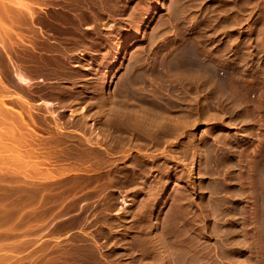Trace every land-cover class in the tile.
Returning a JSON list of instances; mask_svg holds the SVG:
<instances>
[{
  "label": "rangeland",
  "instance_id": "rangeland-1",
  "mask_svg": "<svg viewBox=\"0 0 264 264\" xmlns=\"http://www.w3.org/2000/svg\"><path fill=\"white\" fill-rule=\"evenodd\" d=\"M27 1H29L30 4L33 3L32 9L35 11L34 12L32 10L33 17H30L32 15L30 14L29 10L27 12L26 7L22 6V4H20V3H23V5H24V0H0V31H1V33H0V36H1L0 37V71H1L0 75L1 76L0 77H1V80L3 79L2 81H4V82H1V80H0V98L4 99V100L2 99V102L1 101L0 102L5 103V104L0 103V107L3 105V107H1V108H3V110L5 109V111H6V113H5V111L3 112V110L0 109V117H1L0 120L2 119L1 120L2 122L0 121V123L3 124V125L1 124L2 126H0V129H1L0 133H3L0 137V151H2V149H3V151L9 155H10V153L15 154V152L21 153L23 155V157L22 156H19V158L15 157L16 160H15L13 155H10V157H8L9 156L8 155L7 158H10L11 160H12V158H14L12 160L13 162L11 160H9L10 161V163H9L8 159L5 157L6 155L2 154V155H4L3 160L1 158V160L3 161V163H2L3 166L5 165V166H8L10 168H8V167L4 168L3 166H1L2 161H0V166L3 167V170H2V168H0V175H1V177L3 175L5 177V178L2 177L0 180H2L4 178L2 180V182L4 184L3 183L2 184L5 186L6 184H8L10 182L9 184H13V188L16 186L14 183L19 184L20 181L18 179L25 180L26 182H22V181L21 182L23 184L25 183L27 185V186L26 185L22 186V183L20 182L19 185L17 184L18 185L17 187H20V189L18 188L19 190H16L17 188L13 189L12 185H9L10 188L6 185V187H8V189H6L0 183V187L1 188L4 187V189L0 188V190H1L0 193L3 194V198H1L2 195L0 194L1 195L0 200L1 199L3 200L5 198L4 199L5 202L7 203V205H9V206H7L8 208L6 207V205L2 206L5 203H2L4 201H0V209H2L0 211V216L2 217V215L4 214L3 211H5V214H6V209L8 210L7 214H8V212H10L13 214L16 213L15 215H17L16 218L14 217V219H13V220H15V222L13 221L14 224L15 223L17 224V225L15 224L16 228H17V232L16 231L14 232L17 236H12L7 241L5 240L6 243H10V244H12V246L4 248V249L3 248L0 249V255L3 254L1 256V258L2 257L3 258L0 259L1 260L0 264H73V263L74 264H80V263H83V264L88 263L89 264L90 262H87V260L89 261V259H91L90 261L93 260L94 263H96L98 261L101 264H103L102 262H104V264H105L106 261H107L106 263L109 262L108 264H112V263L113 264H133L134 262H135L134 264H146V263L151 264L153 261L154 262L152 264H156V263L160 264L159 263L160 259H161L160 262L163 260V262H161V264H163V263H165V264H169V263L170 264H184V263L185 264H188V263L191 264L192 262H193V264H264V219H263L264 218V213H263L264 209L262 210V208H264V204H263L264 203V199H263L264 198V186H263L264 185V173H263L264 167L261 164V163L264 164V162H263L264 161V159H263L264 158V138H263L264 137V0H161V2L156 4V6H158L156 9V13L151 15V17H149L147 20L148 23L145 22V24L144 23L141 24V23H139V21L145 16V13L147 12V10L151 6V4L154 2V0H136V1L135 0H101V1L95 0L93 2H91L92 0H89L90 2L88 0H86L89 2L88 5H87L88 2H86L85 0H76V1L74 0V2H73V0H27ZM84 1H85V4H84ZM104 1H105V4H103ZM106 1H108L107 2L108 4L112 5V6L109 5L112 8H110L108 6V4H106ZM123 1H125V2L123 3ZM25 2H26V0H25ZM76 2H78L79 5H77ZM95 2H98V3H95ZM111 2H112V4H111ZM119 2H121V4ZM67 5H68V7H67ZM89 5L91 6L90 8H92V7L96 8V10H98L99 13L98 12L93 13V11H90V10H94V12H95L96 10L94 8L90 9ZM85 6L88 7L89 12H88V10H86L87 8ZM134 6H136V7H134ZM79 7L85 8V9H83L85 11H83L82 8H80L78 10L77 8H79ZM97 7L100 9H98ZM119 7H123L122 8L123 12H122L121 8L119 9ZM66 8L67 9L69 8L68 11H66L67 10ZM73 8L75 11L74 10L72 11ZM134 8L135 9L137 8V9L134 10ZM174 8H175V10H174ZM177 8H180V9L182 8V9L180 11V9H177ZM64 9H66V10H64ZM24 10H26V11H24ZM182 10H183V13H182ZM36 11H37V13H36ZM76 11H78V14ZM118 11H119V13H118ZM174 11H175V13H174ZM25 12L29 13V16H27V13H25ZM66 12H69L71 14L66 13ZM81 12L82 13L84 12V13L82 14ZM120 12H121V14H120ZM137 12L140 14L138 15ZM54 13L57 14L58 16L55 15ZM58 13H60V14H58ZM97 13L99 14V16L96 15ZM107 13H108V15H107ZM74 14H77V15H74ZM92 14H93L94 18H96L97 20L94 19L93 16H91ZM24 15L27 16L26 20L31 19L33 21V23L35 21L34 18H36V17H37V19L38 18L42 19L45 22H41L42 20L40 21L38 19V20H36L35 24H33L32 21L30 20V22L34 25V26H32L31 23H29L25 20ZM35 15H37V16H35ZM38 15H40V17ZM41 15H43V16L41 17ZM52 15H55V16H52ZM71 15H73V17ZM87 15H88V17H87ZM95 15L97 17H95ZM118 15H123V16L121 17ZM140 15H142V16H140ZM64 16H65V18H64ZM76 16L79 18H76ZM82 16H84V17L82 18ZM104 16H105V18H104ZM112 16H113V18H112ZM130 16L131 17L133 16V17L131 18ZM138 16H140V18ZM28 17H30V18H28ZM46 17L49 19V22H51L52 25H50V23H47L48 21H46L47 20ZM53 17L55 18V20ZM71 17L74 18L75 21L73 19H71ZM100 17L102 18V20ZM123 17H124V19H123ZM135 17L137 18L138 21L136 20ZM178 17L180 19H178ZM44 18H45V20H44ZM57 18H60V19L57 20ZM121 18H122V20H121ZM129 18H130V22H129ZM51 19H53V20H51ZM68 19H69V21H68ZM110 19H111V21H110ZM131 19H134V20H131ZM77 20H80V22ZM82 20H83V22H82ZM37 21H38V23H37ZM52 21H54V22H52ZM55 21H57V22H55ZM58 21H62V22L65 21V22L58 23ZM66 21H68V22H66ZM72 21H74V22H72ZM85 21H88V23ZM132 21L136 22L134 27H133ZM89 22H90V24H89ZM94 22H96L95 27L97 24H99V25H97V27H98V29H96L97 31L95 30V27L93 26ZM120 22H121V24H120ZM178 22L180 25L178 24ZM42 23H44V24H42ZM56 23L61 25V27H59V25H56ZM73 23H75V24L73 25ZM77 23L79 26L76 25ZM81 23H84V26H83V24L81 26L80 25ZM105 24H107V25H105ZM62 26H63V28H62ZM73 26H75V27H73ZM77 26L78 27L81 26L80 28H82V29L80 32H78V30H80V28H77ZM30 27L33 29L36 28V31L31 29ZM70 28L72 29V31ZM102 28H103V30H102ZM135 28H136V33L134 31ZM137 28L139 29V32L137 31L138 30ZM180 28H182V32H185V34H184L185 38H183V39L186 41L182 40L183 42H175L178 38L177 37L178 34H180V30H181ZM183 28H184V30H183ZM61 29H63L64 31H62ZM57 30H59L62 34L59 33V31H57ZM76 30H77V34H76ZM28 31L29 32L31 31V32L29 33ZM32 31H34V32H32ZM68 31H69V33H67ZM82 31L84 32V34H82ZM72 32H73V34H72ZM105 33H108V34L106 35ZM36 34H39V36L37 37L39 40L35 38ZM102 34H103V36H102ZM114 34H115V36H114ZM137 34H138V37H136L133 40L130 39V38H132V36L137 35ZM69 35H71L70 36L71 38L69 37ZM73 35H74V38H72ZM75 35L77 37H75ZM80 35H81V37H80ZM87 35L89 36L90 39L91 38L92 39L98 38L99 46L97 48H95L96 51H95V49L94 50L90 49V50H88V52H86L87 51V50L85 51L86 48L84 49L83 47H80V46H78V48H77V46L75 45L77 42V39H82V38L88 39ZM90 35H91V37H90ZM95 35H96V37H94ZM119 35H120V37L126 36L129 38V40L126 44L125 49H123L124 51H122L123 55L121 57L122 61L119 64L120 66H118V69L115 71V73H113V76H112L113 81L115 83V84L113 83L114 93L116 91L114 96H117L118 99L120 97V96H118V95H120L119 89H117L118 90L117 91L115 89V87L116 88L119 87L118 85H119V82L121 80L120 78L123 77L122 76L123 73H124L123 75L127 76L129 72L131 74H133L135 71L137 72L140 70L144 71V72L146 70H147L146 72H148V70L154 71V73L156 72L155 74H157L155 76L158 77V80L156 79V81H155V78H156L155 77L153 80L154 85H152V86H153V88L155 85L158 86L160 88V91L162 90V92L165 94H162V92L160 94L158 91L154 94V96L152 95L153 97L152 96L151 97L158 102L161 101L160 103H162V101H164L162 104L169 103V104H167L169 106L166 105L168 107V110L171 109L169 114H168V117L170 114L174 115L176 113V115H174L175 116L174 117L175 123H177L178 120H179L178 123L181 121L188 122L189 120L186 117L188 115L185 114L186 115L185 116V115H183V113L186 112V113L190 114L191 112H193L194 115H189V117L191 116L194 118L195 116L200 115L201 119H199L200 122L198 124H195L196 126L191 121L190 122L191 124H188V127L186 126L188 129L185 128L186 133L184 131H183V133H180L178 131V134H176V135H177V137H180V138H177L174 135L176 138L172 136L173 138H170V139L168 138L169 140H166V141L162 140V144L158 139L156 140V137L158 138V136L161 133L159 131H157V133L155 132L156 130L162 129V126L160 124L155 126L157 128L156 130L151 129L152 131H150L149 128L146 127L145 131H150L149 133L148 132L145 133V131L143 130L145 128V126L137 128V131H139V129H140L141 132L139 131L137 133V131H136L135 135L137 136L138 134H141V133H142L141 135H143V136L139 135L142 138H140L139 136L136 137L137 141H134V143H136V146L138 145L137 142L139 143V146H137V147H141L144 145L143 150H145V148H146L145 151H147V146H150L154 140V142L158 141L156 143H160L161 147H163V148L161 149V147H160V150H158L157 146H160V144L157 145L156 143H154L151 145V148L148 147L150 149L146 152L147 154L144 156H141V159H139V160H138V158H140V157L137 155V152L135 153V151H133L134 153L132 151L129 153L127 152L126 155H125L126 152H124L122 154L120 153L122 155V158H123V159H121V160H123V163L120 162L121 160H119L118 163H120V164L118 166L113 165L112 169L109 170V167L107 168L106 164L100 165L101 167L99 165H97V166H99V168L97 166H95L96 164H94V163H96V161L94 162V160H96L97 158H95L93 156L94 154H92L90 152L92 154V157L91 156L88 157L89 154L87 155V151L83 152L84 150H82V151H80V150L84 149L82 147H85L88 149L90 146V148H91V145L94 148H96V147L101 148L102 146L105 145V143H107L108 145L111 146V144L104 139L106 137H103V135H102L103 134L102 132L107 131V128L105 127V125L103 124L104 128H102L103 126H100L101 128H99L98 127L99 125L96 126V125L90 124L91 122H93V120L96 121L99 117L100 118H102V117L106 118L107 115H104L106 113L103 110H101L104 114L102 112L98 113L96 111L95 112L93 111V114L90 115V113H91L90 110H92L94 108V105L91 108L92 102L90 101V99H92V98H89V97L87 99H84V98H86L87 96H90L89 94L92 93V91H93L89 87L88 82L90 80H93V81L95 80V79H93V78H95L93 76L96 75L95 73L98 74L99 68L100 69L102 67L104 68V64L107 63L105 61H107L108 55L114 54L116 52L115 46L117 44ZM78 36L80 38H78ZM86 36H87V38H86ZM98 36H100V37H98ZM105 36H106V38H105ZM66 37L69 39H67ZM31 38H34V39L31 40ZM35 39L37 40V42H35V44H33L34 43L33 41ZM70 39L73 40V44L75 47L73 46V44H71L72 41ZM6 40H7V42H6ZM61 40H64V43ZM74 40H76V41L74 42ZM109 40L111 42H109ZM112 40H114L115 42H113ZM170 40H171V43H173V44L170 43ZM56 41L58 42V44ZM46 42H48V44ZM164 42H166V43H164ZM185 42L187 44L188 43H190V44L187 45V44H185ZM30 43L33 45L31 46ZM36 43H38V44H36ZM40 43H41V45L45 44L46 46L45 45L41 46ZM42 43H44V44H42ZM49 44H50V46L48 47ZM53 44L54 45L57 44V45L54 46ZM29 45H30V47H33V48L29 49L30 48ZM34 45H36V46H34ZM65 45H66V47H65ZM102 45H104V46L102 47ZM25 47H27L28 49H26ZM35 47H37V48H35ZM51 47L53 49H54V47H57L55 49H57L58 51L55 49H54L55 50L54 51L53 49H51ZM64 47L67 49H68V47H70V48L67 50ZM111 47H113V48H111ZM195 47H196V50H195ZM75 48H77L76 51H75ZM165 48H166V51H165ZM186 48H188V49L194 48L193 50L195 53H197V55H198L197 57L198 58L200 57L199 58L200 62L202 60V62L204 64L201 62V66L199 65L198 67H196L197 65H193L191 63H188V59H189L188 52L189 51H185ZM24 49H25V51H24ZM35 49L40 50V52H39L40 54L38 53L40 55V57H39V55H37ZM48 49L49 50L51 49L52 51L51 50L49 51ZM97 49H98V53H97ZM106 49H107V51H106ZM182 49L184 50L183 53L180 52ZM33 50H35V51L33 52V55H32V53H30V52ZM91 50L95 51V52H92ZM70 51H72V53ZM102 51L105 52L106 54L103 53ZM160 51H164L163 54L165 56ZM53 52L55 53V55H53L54 54ZM57 52H59V53H57ZM157 52H159L158 53L159 55L161 54L163 56H161V55L159 56L158 54H154ZM175 52L177 55L175 54ZM28 53L31 54L32 57L34 56L33 60H32L31 56H30L31 58L28 57V55H29ZM61 53H64V54H61ZM68 53L69 54L71 53L70 58L68 57L69 56ZM148 53L150 54V56H147ZM83 54H84L85 58L83 57ZM172 54H173V57H172ZM61 55L64 56L68 61L64 60L65 58L64 57L62 58ZM65 55H67V56H65ZM104 55H106V57H104ZM174 55H175V58H176V56H179L176 58L177 61H175L176 59H173ZM26 56H27V59H29V61H32V62L36 59L35 64H37V66L34 64L35 61L33 63L32 62L30 63L29 61H27V59H24V58H26ZM41 56L45 57L46 59L45 58L44 59L47 60V62ZM54 56H56V57H54ZM57 56L60 58H58ZM72 56H74V58H72ZM99 57L100 58L102 57V58L100 59ZM153 57H157V59L159 61L156 58L153 59ZM159 57H160V59H159ZM57 58H58V60L59 59H61V60L57 61L56 60ZM86 58L88 60H86ZM39 59H41L40 63H39ZM54 59L56 60V62L58 64L55 62ZM71 59H73V61ZM138 59H140V61L142 60V63H144V64H142ZM147 59H149V60H147ZM183 59H184V63H188V69L190 68L189 66H191L190 70H188V69L185 70V68H181V71L183 70L184 73L181 71L180 72L177 71L178 67H179L178 65H180V62L183 63ZM25 60L27 61V63ZM78 60L79 61L81 60L82 62L81 61L79 62ZM146 60H147V62H146ZM170 60H172V61H170ZM48 61H50L51 63ZM61 61H63L62 62L63 65L60 64ZM169 61L172 62V64ZM173 61L176 62L175 66L173 64L174 63ZM204 61L206 63H207V61H209L208 62L209 64L207 63L208 65H206L207 67L205 66ZM42 62L47 63V65H45L46 63H44L45 69L44 68L40 69L41 67H43V64L41 65ZM68 62H69V64H67ZM133 62H134V64H133ZM28 63H30V64H28ZM80 63H82L81 64L82 67H80L81 66ZM87 63H89V64H87ZM150 63L152 65H150ZM212 63H214V64L211 65ZM48 64L50 65L49 68H48V66H49ZM64 64H65V66H64ZM136 64H138V65H136ZM140 64H142V65H140ZM163 64H165V65L162 66ZM20 65H22L24 67L23 70L27 72V73L23 72L24 75L26 76V74L29 73L26 77H28L29 79L32 78L33 80H30L28 82L23 83L16 76H14L16 74V71H18V70L23 71V70H21L22 66H20ZM30 65H32V66H30ZM55 65L56 66L61 65V66L56 67ZM84 65L85 66L88 65V66L84 67ZM146 65H147V67H148V65H150L149 68H147ZM156 65H157V68H156ZM170 65H173V66H170ZM15 66H17L18 68H16ZM46 66L49 69V71L46 68ZM96 66H97V68H96ZM152 66H153V69H152ZM214 66H216V67H214ZM11 67H12V70H11ZM13 67H14V72H13ZM34 67L35 68L37 67L39 69L40 73H38V69L36 71V69ZM62 67H64L63 68L64 71H63ZM65 67H68L69 69L66 68V70H65ZM87 67L90 68V70ZM150 67H151V70H150ZM28 68L32 71L28 72V70H29ZM70 68H73V69H70ZM130 68L131 69L133 68V69L130 71L129 70ZM144 68H147V69L144 70ZM172 68H174L175 70H173ZM193 68H194V70L198 69L199 72H201V73H199L197 71L199 74L198 84H200V86L197 85L198 87H196V88L194 86V82L191 81V80H193L192 78L194 75V70H192ZM203 68H205L204 71L206 72V74H204L205 72L200 71V70H203ZM211 68H213V70H210ZM230 68H232V69H230ZM33 69H34V71H33ZM53 69L54 70L57 69L56 72ZM77 69L79 71H76ZM91 69H93V70H91ZM43 70H45V71H43ZM74 70H75V73H74ZM80 70H82L81 73L84 71L83 73H85V74L84 75L80 74L82 76L79 75V77H78ZM125 70H127V71L129 70V72H126ZM162 70L166 73L164 78L167 75V77H169L168 79H167V77L165 79L162 78L163 77L162 74L164 75V72H162V74L160 73ZM208 70H210V71H208ZM175 71L178 75H180V76L183 75L181 77V79L179 78L180 76H176L177 74L174 73ZM58 72H59V75H58ZM62 72H64V73L66 72V74L67 73L68 74L65 75ZM72 72L74 73V75ZM61 73L63 75H60ZM130 73H129V75H130ZM75 74H77V75H75ZM158 74H160V75L158 76ZM188 74L191 75L192 77L189 76ZM201 74H203L205 76L203 77V76H201ZM12 76H14V77H12ZM66 76H68V77H66ZM87 76L91 77L92 79L91 78L89 79V77H87ZM184 76H185V78H184ZM187 76L190 77V80H188L189 78ZM229 76H230V79H228ZM9 77L10 78L12 77V79L15 78L14 80H12V82L17 80V79H18V81L11 83V79ZM80 77H81V79L78 80L77 78H80ZM160 77H161V80L164 79L169 84L163 85L166 82H164V80H163L164 83L161 82V80H159ZM174 78H175V80H174ZM183 78L185 79V82H184V80H182ZM226 78H227V81H225ZM199 79L204 84H201L202 82ZM172 80H174L173 83H172ZM187 80H188V82H186ZM204 80H206V81H204ZM216 80H219V81H216ZM175 81H177V82H175ZM75 82H77V83H75ZM78 82L82 85H80ZM159 82L161 84H159ZM191 82H193V83H191ZM206 82H207L206 86L208 85V87L213 84L212 87L210 86L213 89H211L210 87H209V89H207L208 87L205 88L206 86L203 87ZM215 82L217 83V85L214 84ZM14 84H16V85L14 86ZM76 84H78V85H76ZM173 84L175 86L176 85H178V86H176V88H174L175 86ZM183 84L186 85V87H187V85H189V86L192 84L193 85L191 86V89H190V87L184 88ZM220 84H222L223 86H221ZM63 85L66 87H63ZM68 85H69V87H68ZM70 85L72 88L70 87ZM162 85L165 86L166 89L168 88L169 90H172V89H174V90L172 92H170L168 89L165 90V89H163L164 87ZM168 85H169V87H168ZM53 86H56L57 88L55 87L56 88L55 89ZM156 86H155V89L157 91V89H159V88ZM201 86L203 88H201ZM215 86L218 87L219 89L218 88L216 89ZM67 87L71 88V89H68ZM27 88H28V90H26ZM52 88H53V90H52ZM65 88L67 90H69V92L65 91L66 90ZM84 88H86L87 90ZM181 88H183L186 91H184L183 89L180 90ZM24 89H25V91H24ZM57 89L59 92L57 91ZM59 89H61L62 91ZM176 89H177V91H176ZM195 89L196 90L198 89L197 92L195 91ZM220 89L221 90L223 89L221 91L222 93H219ZM227 89H228V91H227ZM74 90H75V92H74ZM163 90L166 92H164ZM183 91L187 92V93H185L186 95L182 94ZM224 91L229 92V93H227V95H226V93ZM55 92L57 93L56 95H58L59 97L55 95ZM76 92L79 93L80 97H83V103L77 101L78 103L73 102V103H68V104L65 103V104H61V105H60V103L58 104L57 101L60 100L59 99V98H61L60 96L66 97V96H69L70 94L75 95ZM83 92L85 93V95ZM88 92H90V93H88ZM177 92H179V93H177ZM216 92H218V93L216 94ZM117 93H119V94L117 95ZM166 93L167 94L169 93L168 95H169L170 99L168 98ZM175 93L179 94L178 98L176 97L177 94L175 96ZM213 93H215L214 97H213ZM224 93H225V95H224ZM53 94L56 96L57 99L54 98L55 96ZM180 94H182L181 97H183L182 99L185 100V102H182L183 100H180L181 99ZM188 94L189 95L193 94V96H189ZM196 94H197V96H195ZM158 95H159V97H158ZM183 95H185V96H183ZM200 95H201V97H200ZM215 95L217 96L218 99L215 98L216 97ZM163 96L166 97L165 100L162 98ZM209 96L211 98H209ZM160 97H161V99H160ZM185 97L188 99L191 98L190 100H192V98H195V97H197V98L192 100L195 102H192V101L190 102V100H188V99L186 100ZM157 98L160 99V101ZM167 98H168V100H167ZM88 99H89V101H88ZM201 99H202V101H201ZM212 99H214V101ZM48 100L53 101V102H57V103L55 105H52V106H47L46 101H48ZM84 100H85V102H84ZM174 100H176V101H174ZM87 101L91 102V103H88ZM203 101H204V103L202 106ZM205 101H207V102L205 103ZM211 101H212V103H211ZM86 102H87V104H89L88 106L91 108V109L89 108L90 110L88 109ZM172 102L174 103V105ZM80 103H81V105H78ZM175 103H178L179 105L182 104V105H181V107H179L177 104L175 105ZM191 104L193 106L195 105V108ZM204 104H205V106H204ZM206 104L209 106H207ZM211 104H213V106ZM4 105H5V107H4ZM81 106H85V108L86 107L87 108L84 109V107L81 108ZM182 106H186V109H184L185 107L183 108ZM190 106H192L193 108ZM6 107H9V108L13 107V108L9 109ZM172 107L174 110L172 109ZM177 108H179V109L182 108L181 110H183V111L177 110ZM197 108L199 110H202V109H204V110H203V112H199V110L198 111L195 110ZM13 109H16V110H13ZM192 109H194V110H192ZM207 109H208V112H207ZM11 110H13V111L19 110V111L14 113ZM9 111H11L13 113H11ZM20 111H21V113L18 114ZM171 111H173V112H171ZM204 111H206V112H204ZM82 112L84 113V115L82 114ZM85 112H86V114H85ZM197 112H198V115L196 114ZM209 112H211V113H209ZM54 113H56V114H54ZM94 113L97 114L98 116L95 117ZM100 113L102 115H104L105 117L102 116ZM178 113H180L182 115L179 116ZM208 113H209V115H208ZM21 114H22V117H20ZM88 114H89V116H88ZM113 114H114V112H113ZM204 114L205 115L207 114V115L205 116ZM86 115H87V117H86ZM90 116H91V118L89 119ZM83 117H86V118H83ZM172 117L173 116L169 117V118H171L170 120L172 121V123H169V121H168L167 124H170V126L173 127L174 121H173ZM203 117H204V119H203ZM22 118H24V119H22ZM184 118H185V120H184ZM193 118H191V119H193ZM57 119H60L62 122L60 123V120L58 121ZM84 119H87V120L89 119L88 122L91 120L89 122L90 127L92 126L91 128H88L89 127L88 123H87L88 127H86L87 125L85 122H83L85 125L83 123L81 124V120H84ZM24 121L28 125L26 123H24ZM78 121H80V122H78ZM24 125H26L25 128H24ZM58 125H59V127H58ZM80 125H81V127H80ZM174 125H176V124H174ZM27 126H29L28 127L29 129L27 128ZM95 126H96V128H94ZM159 126H161V127L158 129ZM178 126H180V123L178 124ZM190 126H192L191 130H189ZM97 127L99 130L97 129ZM155 127H153V128H155ZM176 127H177V125H176ZM105 128H106V130H104ZM163 129H164V127H163ZM186 129H187V131H186ZM117 130H118V132H122V130L120 131V129H117ZM24 131H25V136H24ZM97 131H99V132H97ZM32 133H34V134H32ZM150 133L153 136L154 135L155 136L151 138L152 135ZM179 133L181 134V136H178V135H180ZM214 133L216 134L215 136H214ZM27 134L30 135L29 138H28ZM91 134H92V136L93 135H96V136H93V138H92ZM97 134L98 135L101 134L102 136L101 135L98 136ZM148 134H150L151 136ZM157 134H158V136H156ZM187 134H189V135H187ZM200 135H201V137L203 136L202 139H201ZM32 137H34V140ZM95 137H96V140H95ZM98 137H101V138L103 137V139H100V138L98 139ZM188 137H189V139H188ZM215 137H217V138H215ZM57 138H60V139L57 140ZM85 138L88 139V141L83 140ZM89 138H91L92 140H90ZM136 138H135V140H136ZM26 139L27 140L32 139V140L27 142ZM79 139H80V141L82 139V141H81L82 143L85 142L82 147H81L82 143H80L81 144L80 145L79 144L80 141L77 142V140H79ZM140 139H141V142L144 140L142 143L143 145L141 144V142H139ZM192 139H194V140H192ZM200 139H201V142H200ZM102 140H105V142ZM181 140L186 141V142H183ZM206 140H207V142H206ZM260 140H262V141H260ZM86 141H87V145H86ZM91 141L92 142L95 141V142H93V144H92ZM146 141L150 144L146 143ZM167 141H168V143H167ZM170 141H171V143H170ZM100 142H101V144H100ZM246 142H247V144H246ZM94 143H96V144H94ZM169 143L171 145H169ZM196 143H199V145H202L203 149L205 148L206 151L202 149L201 153L203 155L201 154L200 156H202L203 159L201 157H199V158L195 157V160H196L195 161L194 157L188 156L187 154H185V152L187 153V151H185V150H188V148L191 147V145L196 144ZM73 144H74V146H71ZM77 144H78V150H75V148H77L76 147ZM212 144H213V146H211ZM260 144H262L263 146ZM69 145H70V147H69ZM108 145H106V147ZM163 145L164 146L166 145L168 148L166 146L164 147ZM214 145H216V146H214ZM53 146H55V147H53ZM62 146H63V149H61ZM67 146H68V148H67ZM180 146H182V147H180ZM228 146H230V147H228ZM28 147L30 149H28ZM56 147L58 148V150ZM155 147H156V149H155ZM169 147L172 148V150ZM174 147H176V149H173ZM31 148H33L32 150H34V151H32ZM52 148H54L53 151H52ZM152 148H154V150ZM164 148H166V149L164 150ZM183 148H184V150H183ZM55 149H56L57 153L59 151L60 155H58L59 153L56 154L55 153L56 151L54 152ZM66 149H68V153L74 157L78 151V154L80 153L79 156H82L83 158H86L85 156H87L88 159L91 158L89 160L90 164H87V163H89V161L85 160V159L83 160V158L79 157L78 154L76 155V158H79V159L76 160L75 158H70L73 160V162H72V160L68 159L70 157V155L66 152ZM215 149H217V150H215ZM258 149L260 151H257ZM27 150L30 151V153ZM49 150L51 151V153ZM62 150H65V152ZM174 150H175V152H174ZM181 150H182V152L183 151L184 152L182 153ZM207 150L209 153H207ZM3 151H2V153H3ZM24 151L25 152L27 151L28 153L27 152L25 153ZM60 151H62L63 153ZM88 151H90V150H88ZM31 152L32 153L34 152L32 154L33 156L30 155ZM162 152H164V153H162ZM229 152H230V154H229ZM245 152H247V153H245ZM24 153L26 154L25 157L27 158V161L31 160L30 161L31 164L35 159H37L34 162L37 161L36 163H41V165L40 164L38 165L36 163H35V165H33L34 164L33 163L32 164L33 167L30 166V168L33 169V171L28 167V170H30L28 172L27 166H24V163H26L25 165H28V164L30 165V162L29 163L27 161L24 162V160H26V158L24 157V155H25ZM81 153H83L84 155ZM131 153H133V155H131ZM177 153H179L180 155ZM204 153L207 154L206 156H208V157H206L204 155ZM211 153L213 154L214 157L211 156L212 155ZM258 153L259 154L261 153V154L258 155ZM27 154L30 157L27 156ZM151 154H152V156H151ZM164 154L167 156H165ZM175 154H177V155H175ZM216 154L217 155L219 154V155L217 156ZM248 154L249 155L251 154V155L249 156ZM56 155H57V157H56ZM181 155H183L184 157L185 156H187V157L184 158ZM209 155H210V159L212 158L211 160L209 159ZM215 155H216V157H215ZM235 155L237 156L236 158H235ZM65 156L66 157L69 156L68 158H66L68 160L65 159ZM123 156H125L126 158ZM174 156H176V157L179 156V157H177L178 159H176V157H174ZM180 156H181V159H180ZM220 156H222V157H220ZM58 157H60V158L58 159ZM61 157H62V159H61ZM135 157H136V159H135ZM144 157H145V159H143ZM152 157H153V159L155 158V160H152ZM246 157H248V159ZM33 158H35V159H33ZM127 158H128V160H127ZM166 158H170L171 160H170V164L165 166ZM5 159H7L8 165H6L7 162L5 163ZM38 159H40V160L42 159L41 162ZM63 159H65V160H63ZM150 159H151V162H150ZM186 159H188L189 161ZM213 159H215V160H213ZM225 159H226V161L227 160L228 161L226 162ZM78 160L81 162L80 163L76 162ZM92 160H93V162H92ZM257 160H258V162H257ZM64 161L65 162L67 161V164H65ZM124 161H126L127 163ZM139 161H141V162H139ZM211 161H213V162H211ZM75 162L78 164H75ZM82 162H83V164H81ZM91 162H92V165H91ZM130 162L132 163V165L130 164ZM247 162H249V163H247ZM97 163H98V160H97ZM118 163H115V164H118ZM124 163H126V164H124ZM258 163H259V165H258ZM68 164H70V165H68ZM134 164H136L137 166L136 165L134 166ZM138 164H139V166H138ZM148 164H149V166H147ZM152 164H154V167L151 166ZM183 164H184V166H183ZM188 164H190V165H188ZM72 165H74V166H72ZM222 165H223V167H222ZM234 165L237 166V168ZM257 165L258 166L261 165L260 168L257 167ZM34 166H36L37 169H35ZM88 166H93V167H91L89 169ZM132 166H134V168ZM160 166H162V168ZM203 166H204V168H203ZM209 166L210 167L212 166V167L210 168ZM226 166H228V167H226ZM48 167H50V168H48ZM102 167H104V168H102ZM146 167L149 168L150 171H149V169L147 171ZM261 167H262L263 171H260ZM38 168L39 169L42 168L43 170L41 169V171H39ZM59 168H61V169H59ZM63 168H65V169L62 171ZM143 168L146 170H144ZM200 168L203 170L201 171ZM230 168H231V170L229 171ZM86 169H87V171H86ZM92 169H93L94 173H96L95 171H97V170H98L97 173L99 171L102 173L99 172L98 174L96 173L94 175V173L92 172ZM106 169H108V170L106 171ZM160 169H161V172H160ZM25 170H27V171H25ZM48 170L49 171L52 170V172H49ZM120 170H122V171H120ZM140 170H143V171H140ZM24 171L28 172V175H26ZM104 171L107 173L106 176H105ZM134 171H137V173H134ZM204 171H205V173H204ZM209 171H211V172H209ZM257 171H258V173H257ZM48 172H49V174H48ZM112 172H113V174L115 173L117 176L115 174L112 175ZM144 172L148 173L147 177H146V173L144 174ZM206 172H208V174ZM235 172H236V174H235ZM241 172H242V174H241ZM244 172L246 173L245 175H243ZM259 172L261 174L262 173L263 174L262 175L260 174V176H259ZM50 173L52 174V176ZM84 173H85V175H87L86 177H88L87 180L84 179V178H86L84 176ZM237 173L239 174L238 176H236ZM5 174L9 175V177L11 178V181H10L9 177L8 178L6 177L8 175H5ZM88 174H90V176ZM161 174H163L165 177ZM249 174L251 177H249ZM254 174H257V175L253 177ZM47 175L50 177H47ZM103 175L106 179L108 177H111L110 178L111 180L108 179V181H107L105 179L107 182V183H105L103 181L104 180ZM107 175H109V176L107 177ZM15 176H16L17 180H15L16 179ZM17 176L20 178H18ZM29 176H30V178H29ZM31 176H32V178H31ZM91 176H93V177H91ZM114 176H115V179H114ZM126 176H127V178L125 179ZM134 176L135 177L137 176L136 179ZM245 176H246V179H245ZM27 177H28V179H27ZM100 177H101V179H100ZM170 177H172V180L169 181V183L167 185V191L169 194L166 193L165 196L162 198L161 203H160L161 207L159 208L161 212L158 211V213H157L158 222L160 221L159 227H157V229L162 230V228L164 227L162 231L160 230V234L162 233L163 235L164 234L166 235V238H165L161 234L162 238H163L162 240L164 241V243H162V245L164 244V246H165L164 249H165L167 256H165L166 260L162 259L160 255L156 256V258L152 260L150 258V253H148V250L152 249L149 246V244H151L150 243L151 241L153 242L154 237L157 241L158 240L161 241V238H160L161 235H160V237H158L159 232L157 230H156L157 234L154 233L155 234L154 237H153L154 234H150L152 231L149 228V220H147V219L150 218L151 212H149L148 204H146V203L149 201V197L151 196V194L152 193L154 194V192H157L155 190H158L159 186L162 185L163 181L161 179L170 178ZM261 177H262V179H260ZM80 178L81 179L83 178L86 182L85 181L83 182V179L81 181ZM98 178H99V180H97ZM142 178H144V180ZM50 179L53 181L55 180V183L53 181H51ZM31 180L33 183H34V181L38 182L39 186L41 188L39 186H36V183H34L35 186L31 185V183H32ZM114 180H115V182H114ZM123 180H124V182H123ZM146 180H148L147 183H146ZM216 180H218V183L219 182L220 183L217 184ZM234 180H236V181H234ZM259 180H263L262 181L263 184H261L262 182ZM57 181L59 183H56ZM109 181H112L111 184H109ZM133 181H134V183H133ZM138 181H139V183H138ZM141 181H144V183H146V184H144ZM151 181L153 183H151ZM175 181H176V183H175ZM225 181L227 182L228 185H226ZM255 181H256V185H254ZM40 182L42 183L41 185H40ZM49 182L51 184L53 182V184L51 185V184H49ZM116 182H117V186H116ZM156 182H157V184L159 183L158 186H157ZM200 182H201V184H200ZM45 183H48L49 185L45 186ZM135 183H136V185H135ZM214 183H215V185H214ZM243 183H244V185H243ZM252 183H254V184H252ZM107 184H108V186H112V187H108ZM118 184H120L119 187H118ZM131 184H132V187L129 188L131 186ZM137 184H139L138 187H137ZM155 184H156V186H155ZM206 184H207V186H206ZM208 184H210V185H208ZM231 184H233V185H231ZM250 184H252V185L250 186ZM260 184L263 186V189L261 188L262 186H260ZM29 185H31V186H29ZM42 185H43V187H42ZM123 185H126V186L129 185V187H126ZM133 185H135V188ZM141 185H142V187H141ZM170 185H173V187ZM202 185H204V186H202ZM32 186H34V187H32ZM122 186H123L124 190L123 189L120 190V188H122ZM139 186L141 188H139ZM143 186H145L147 189L144 188ZM227 186H229V187H227ZM256 186H257V188L259 186L260 187L257 189ZM25 187H26V190H24ZM28 187L29 188L32 187V190H34L35 192L30 190ZM241 187L243 190L241 189ZM253 187H254V189H253ZM34 188L40 189V192L42 191L43 193L41 192V194H40V192H39V194L36 195L35 193H37L38 189L35 190ZM132 188H134L135 190ZM149 188H151L152 191ZM218 188H219V190H218ZM249 188H250V190H249ZM44 189H45V191H44ZM115 189H116V191H115ZM204 189H205V191H204ZM227 189L228 190L230 189V190L228 191ZM235 189H237V190H235ZM260 189H261V191H260ZM31 191L33 192V194H32L33 196L31 195V193H32ZM113 191L116 193L115 195H114ZM119 191L120 192L122 191V192L120 193ZM237 191H239V192L237 193ZM28 192H30V193H28ZM107 192H108L109 196H108ZM111 192H113V193H111ZM140 193H141V195H140ZM256 193L257 194L261 193V194L258 196ZM111 194L114 196L112 197ZM142 194H143L144 198H143ZM204 194L206 195V197ZM244 194H246V195L244 196ZM183 195H184V197H183ZM115 196L119 197V199L120 198L121 199L119 200ZM174 196L177 198V200L175 199ZM256 196H258V197L256 198ZM170 197L173 200L170 199ZM180 197H182V199ZM186 197H189V199H187ZM251 197L254 199H252ZM217 198H220V199H217ZM225 198H227L228 200ZM32 199L34 201H32ZM116 199H117V201H114ZM141 199H143V200H141ZM110 200H113L112 205H111ZM182 200L184 203L182 202ZM207 200L208 201L210 200L209 201L210 204ZM211 200H213V201H211ZM226 200H227V202H226ZM253 200H254V202H253ZM259 200H261V201H259ZM124 201H125V203H124L125 205L122 203ZM140 201H141V203H140ZM9 202H12V203H9ZM176 202H178V203H176ZM179 202H180V204H179ZM144 203H145V205H143ZM10 204H11V206H10ZM213 204H216V205H213ZM237 204H238V206H237ZM12 205L13 206L15 205V207H17V205H18L19 208L21 207L23 209L22 210L20 208V210H22V212L19 210L18 207L17 208L19 211L16 210V208L14 210L13 209L14 207ZM137 205L140 207H138ZM170 205L172 207H170ZM124 206H125V209H124ZM179 206H181L184 210ZM202 206H204V208L206 207L205 213H204V208ZM215 206H216V208L213 209ZM3 207H5L6 209L3 210L4 209ZM9 207H13V208H10V210H9ZM121 207H123V208H121ZM132 207H133V209H132ZM167 207L168 208L170 207V208L168 209ZM177 207L179 208V211H178ZM254 208H257V209H254ZM251 209H254L255 211L251 210ZM11 210H14V211L11 212ZM124 210L129 211L130 214H129V212H126ZM135 210H136V212H135ZM169 210H170V212H169ZM173 210H174V212H172ZM182 210H183V212H182ZM35 211H36V213H35ZM45 211L48 212L49 216H46L47 213ZM138 211H140L141 214ZM199 211L200 212L202 211V212L200 213ZM231 211H232V213H231ZM256 211H258V212L256 213ZM259 211H260V213H259ZM32 212L34 213V215H32L33 214ZM40 212L42 213V215L44 213L45 214L42 216L40 214ZM175 212H176V214H174ZM212 212H214L215 214ZM261 212L263 214H261ZM21 213H23V214L21 215ZM27 213H29V216ZM38 213H39V215H38ZM171 213L173 216L171 215ZM211 214H212V218H211ZM20 215L23 217L21 218ZM25 215L29 218L31 217L30 219L32 220L33 223H37L38 221H39V223L32 225L33 223L32 222H31L32 224L30 223L31 220H29V218L26 219L27 217ZM79 215H81V216H79ZM133 215H134V217H133ZM160 215H161V217H160ZM206 215H208V216L210 215L209 216L210 218L207 217ZM213 215L214 216L216 215L217 217L216 216L213 217ZM38 216L41 220L38 218ZM117 216H118V218H117ZM178 216H179V218L176 219ZM34 217H35V219H34ZM43 217H45V218H43ZM46 217H48V218H46ZM79 217L81 218L82 221L79 220L80 219ZM82 217H84V218H82ZM136 217H138V218H136ZM256 217L257 218L259 217L260 219L258 218L259 219L258 220ZM18 218L19 219L21 218V219L19 220ZM23 218H24V222H25V220H26V222L28 220V222L27 223L25 222L26 224L23 223V225H22L21 221L23 220ZM110 218H111V221H109V222H110L111 226L109 225V222H108V220H110ZM169 218H171V219H169ZM196 218H198V219H196ZM199 219H200V221H199ZM16 220L17 221L19 220L18 222H20V223L16 222ZM75 220H77V221H75ZM78 220L80 223L78 222ZM125 220H127V221L125 222ZM168 220L172 221L173 223L167 222ZM175 220H177L179 223ZM193 220H194V222H193ZM213 220L216 222V224H214L215 222ZM260 220H262L263 222ZM204 221H205V223H204ZM13 222L11 220V223H13ZM135 222H136V224H135ZM161 222H164V225ZM176 222H177V224H176ZM198 222H199V224H197ZM74 223H76V224H74ZM77 223H79V224H77ZM111 223H113V224H111ZM168 223L173 224L176 231L172 230L171 232H169L170 229H172V228L174 229V227L169 225ZM194 223H196V224H194ZM218 223L220 224V226ZM29 224H31V225H29ZM125 224H128V225L124 226ZM137 224H140V225L137 226ZM175 224L179 225V226H175ZM205 224H206V226H205ZM18 225H20V226H18ZM144 225H145V227H144ZM216 225H217V227H216ZM135 226H137L138 228L137 227L134 228ZM229 226L231 228L235 229V231L233 229L229 228ZM215 228L219 231H217V230L215 231ZM1 229H3V228H0V231H1ZM226 229H228V230H226ZM177 230H179V231H177ZM229 230H231V231H229ZM128 231H130V232H128ZM137 231H139V232H137ZM225 231H226V233H225ZM227 231L229 234L227 233ZM177 232H179V233H177ZM170 233H172V234L170 235ZM138 234H139V236L136 237ZM140 234H141V237H140ZM177 234L178 235L180 234L179 235L180 237ZM170 236L173 237L175 240L173 238H171ZM143 237H145V238H143ZM146 237H148L149 239H146ZM151 237H152V239H151ZM233 237H235V238H233ZM78 238H80V239H78ZM158 238H160V239H158ZM133 239H134L135 245H133V247H132L131 244H134L132 242ZM165 239H166V242L169 241L170 244L166 243ZM229 239L230 240L232 239V240L230 241ZM1 240L4 241V239H0V241ZM136 240H137V242H136ZM147 240L149 241V243H147ZM243 240H245V241H243ZM138 241H139V243H138ZM239 242H241V243H239ZM137 243L139 244V246H137ZM140 243H142V244H140ZM146 243L148 244V245H146L148 247L145 246ZM1 244H2V242H0V245ZM76 244H78L79 246ZM81 244L83 246L85 245L86 247L84 246V248H81V250H80V247H83ZM126 244H127V246H126ZM156 244H154V245H156ZM167 244H168V246L169 245L170 246L168 247ZM175 244H177V245H175ZM130 245H131V247H130ZM157 245H159V244H157ZM75 246L79 247V250ZM155 247H156L155 251H157V252L154 251L153 254L156 253V255H158V252L161 253V250H163V247L161 248V243H160L159 247L158 246H155ZM170 247L172 248V251H174L173 253L175 256L174 255L173 256L175 259L172 256V251H171ZM88 248H90V250ZM83 249H85V250H83ZM176 249L178 250V254H177V252H175ZM1 250H3V251H1ZM73 250H75L77 252V256L79 258L81 257L80 258L81 260H79V258L78 259L76 258L77 260L75 259V256H76L75 253L76 252L74 251V253H73ZM77 250L84 252V255H82V252L80 253ZM168 250H169V252L171 251V253H169ZM93 252H96V253H94V255H93ZM167 252L169 253V255ZM145 253H148V255H145ZM89 255H90V257H89ZM144 255L146 257L149 256L148 258H145V260L147 262H145V260H144V257H145ZM82 256L84 258H82ZM91 257H93V258H91ZM168 257H169V259H168ZM136 258H137V260H135ZM82 259H84V260H82ZM171 259H173V260L171 261ZM73 260H74V262H73ZM182 260H184V261H182ZM138 261H139V263H138ZM173 261H175V262H173ZM178 261H179V263H178ZM186 261H188V262L186 263ZM75 262H78V263H75ZM98 262L96 264H99ZM171 262H173V263H171Z\"/></svg>",
  "mask_w": 264,
  "mask_h": 264
},
{
  "label": "bare ground",
  "instance_id": "bare-ground-1",
  "mask_svg": "<svg viewBox=\"0 0 264 264\" xmlns=\"http://www.w3.org/2000/svg\"><path fill=\"white\" fill-rule=\"evenodd\" d=\"M75 1H76V0H75ZM85 1H86V0H85ZM85 1H84V4H85ZM88 1H89V0H88ZM88 1H86V2H88ZM93 1H95V0H92L91 2H93ZM100 1H101V0H100ZM100 1H99V2H100ZM135 1H136V0H135ZM73 2H74V0H73ZM80 2H81V1H80ZM89 2H90V1H89ZM89 2L87 3V5L89 4ZM107 2H108V1H106V4H108ZM114 2H115V1H114ZM124 2H125V1H123V3H124ZM132 2H133V1H132ZM146 2H147V1H146ZM159 2H161V0H154V2L151 4V6L149 7V9H148L147 12L145 13V16L143 15L144 17H143L141 20L139 19V20H140L139 23H141V24H143V23L145 24V22L148 23V21H147L148 18L151 17V15H153V14L156 13V9H157V7H158V6H156V4H158ZM76 3H77V5H79L78 2H76ZM95 3H98V2H95ZM101 3H102V2H101ZM115 3H116V2H115ZM119 3L121 4V2H119ZM119 3H118V4H119ZM149 3H150V2H149ZM20 4H22V6H24V7H26L27 12H28V10H29L30 14H31V15L33 14V12H32V10H33V9H32V8H33V7H32L33 3L30 4L29 1L26 0V2H25V0H24V5H23V3H20ZM84 4H83V5H84ZM93 4H94V3H93ZM93 4H92V5H93ZM103 4H105V1H104ZM111 4H112V2H111ZM146 4H147V3H146ZM146 4H145V5H146ZM71 5H72V4H71ZM96 5H97V4H96ZM99 5H100V4H99ZM109 5H110V4H108V6H109ZM116 5H117V4H116ZM116 5H115V6H116ZM123 5H124V4H123ZM132 5H133V4H132ZM148 5H149V4H148ZM75 6H76V5H75ZM80 6H81V5H80ZM94 6H95V5H94ZM101 6H102V5H101ZM101 6H100V7H101ZM103 6H104V5H103ZM110 6H112V5H110ZM110 6H109V7H110ZM136 6H137V5H136ZM136 6H134V7H136ZM146 6H147V5H146ZM146 6H145V7H146ZM67 7H68V5H67ZM77 7H78V6H77ZM85 7H86V6H85ZM90 7H91V6L89 5V8H90ZM106 7H107V6H106ZM106 7H105V8H106ZM113 7H114V6H113ZM123 7H124V6H123ZM123 7H119V9H120V8L122 9ZM139 7H140V6H139ZM71 8H72V7H71ZM75 8H76V7H75ZM80 8H82V7H79V8H77V9L79 10ZM86 8H87L86 10H88V7H86ZM92 8H94V7H92ZM92 8H90V9H92ZM97 8H98V7H97ZM110 8H112V7H110ZM116 8H117V7H116ZM116 8H115V9H116ZM137 8H138V7H137ZM137 8H136V9H137ZM66 9H67V8H66ZM66 9H64V10H66ZM68 9H69V8H68ZM68 9H67L66 11H68ZM83 9H85V8H82V10H83ZM94 9L96 10V8H94ZM98 9H100V8H98ZM103 9H104V8H103ZM136 9L134 8V10H136ZM177 9H180V8H177ZM181 9H182V8H181ZM181 9H180V11H181ZM73 10H74V8L72 9V11H73ZM104 10H105V9H104ZM109 10H110V9H109ZM139 10H140V9H139ZM144 10H145V9H144ZM174 10H175V8H174ZM24 11H26V10H24ZM33 11H34V10H33ZM72 11H71V12H72ZM74 11H75V10H74ZM83 11H85V10H83ZM90 11H93V13L98 12V10H96L95 12H94V10H90ZM102 11H103V10H102ZM177 11H178V10H177ZM27 12H25V13H27ZM34 12H35V11H34ZM63 12H64V11H63ZM76 12H77V14H78V11H76ZM88 12H89V10H88ZM104 12H105V11H104ZM106 12H107V11H106ZM122 12H123V9H122ZM143 12H144V11H143ZM178 12H179V11H178ZM25 13H24V14H25ZM36 13H37V11H36ZM61 13H62V12H61ZM66 13H69V12H66ZM66 13H65V14H66ZM81 13H82V12H81ZM83 13H84V12H83ZM83 13H82V14H83ZM91 13H92V12H91ZM98 13H99V12H98ZM98 13H97L96 15L99 16ZM108 13H109V12H108ZM108 13H107V15H108ZM110 13H111V12H110ZM118 13H119V11H118ZM132 13H133V12H132ZM137 13H138V12H137ZM174 13H175V11H174ZM182 13H183V10H182ZM54 14H55V13H54ZM58 14H60V13H58ZM63 14H64V13H63ZM69 14H71V13H69ZM77 14H74V15H77ZM88 14H89V13H88ZM120 14H121V12H120ZM139 14H140V13H138V15H139ZM176 14H177V13H176ZM178 14H179V13H178ZM180 14H181V13H180ZM55 15H57V14H55ZM55 15H52V16H55ZM61 15H62V14H61ZM96 15H95V17H97ZM103 15H104V14H103ZM103 15H102V16H103ZM132 15H133V14H132ZM135 15H136V14H135ZM27 16H29V13H27ZM27 16L24 15L25 20H26ZM35 16H37V15H35ZM38 16L40 17V15H38ZM42 16H43V15H41V17H42ZM57 16H58V15H57ZM62 16H63V15H62ZM62 16H61V17H62ZM65 16H66V15H65ZM65 16H64V18H65ZM71 16L73 17V15H71ZM78 16H79V15H78ZM91 16H93V14H92ZM100 16H101V15H100ZM105 16H106V15H105ZM105 16H104V18H105ZM118 16H121V17H122L123 15H118ZM140 16H142V15H140ZM140 16H138V17L140 18ZM30 17H33V15L30 16ZM30 17H28V18H30ZM68 17H69V16H68ZM72 17H71V19H73V20L75 21V19L72 18ZM83 17H84V16H82V18H83ZM87 17H88V15H87ZM107 17H108V16H107ZM130 17H131V16H130ZM132 17H133V16H132ZM132 17H131V18H132ZM180 17H181V16H180ZM46 18H47V17H46ZM53 18H54V17H53ZM66 18H67V17H66ZM76 18H79V17L76 16ZM90 18H91V17H90ZM93 18H94V16H93ZM100 18H101V17H100ZM112 18H113V16H112ZM135 18H136V17H135ZM34 19H35L34 23H33V21H32L31 19H28V20H26V21L29 22V23H31V22H30V20H31L32 23L35 24L36 20H38L39 18L37 19V17H36V18H34ZM58 19H60V18H57V20H58ZM88 19H89V18H88ZM94 19H96V18H94ZM115 19H116V18H115ZM123 19H124V17H123ZM178 19H180V18L178 17ZM39 20L41 21L42 19H39ZM44 20H45V18H44ZM51 20H53V19H51ZM54 20H55V18H54ZM83 20H84V19H83ZM83 20H82V22H83ZM90 20H91V19H90ZM96 20H97V19H96ZM101 20H102V18H101ZM112 20H113V19H112ZM117 20H118V19H117ZM121 20H122V18H121ZM131 20H134V19H131ZM136 20H137V18H136ZM40 21H39V22H40ZM46 21H48L47 23H50V25H52V23L49 22V19H48V18H47ZM68 21H69V19H68ZM68 21H66V22H68ZM70 21H71V20H70ZM74 21H72V22H74ZM77 21L80 22V20H77ZM88 21H89V20H88ZM88 21H85V22L88 23ZM106 21H107V20H106ZM110 21H111V19H110ZM119 21H120V20H119ZM125 21H126V20H125ZM137 21H138V20H137ZM41 22H45V21L42 20ZM52 22H54V21H52ZM55 22H57V21H55ZM60 22L63 23V22H65V21H63V22H62V21H58V23H60ZM72 22H71V23H72ZM100 22H101V21H100ZM115 22H116V21H115ZM121 22H122V21H121ZM121 22H120V24H121ZM123 22H124V21H123ZM129 22H130V18H129ZM175 22H176V21H175ZM29 23H28V24H29ZM32 23H31V25L34 26ZM37 23H38V21H37ZM58 23H56V25H59ZM71 23H70V24H71ZM97 23H98V22H97ZM111 23H112V22H111ZM113 23H114V22H113ZM118 23H119V22H118ZM126 23H127V22H126ZM132 23H133V27H134L135 24H136V22H135V21H132ZM137 23H138V22H137ZM147 23H146V24H147ZM26 24H27V23H26ZM42 24H44V23H42ZM67 24H68V23H67ZM70 24H69V25H70ZM74 24H75V23H73V25H74ZM82 24H83V26H84V23H81L80 25L82 26ZM89 24H90V22H89ZM95 24H96V22H94V24H93L94 27H95ZM122 24H123V23H122ZM130 24H131V23H130ZM178 24H179V22H178ZM29 25H30V24H29ZM48 25H49V24H48ZM54 25H55V24H54ZM56 25H55V26H56ZM76 25H78V23H77ZM97 25H99V24H97ZM97 25H96V27H95V30L98 29ZM100 25H101V24H100ZM105 25H107V24H105ZM114 25H115V24H114ZM138 25H139V24H138ZM138 25H137V26H138ZM179 25H180V24H179ZM32 26H31V27H32ZM63 26H64V25H63ZM63 26H62V28H63ZM78 26H79V25H78ZM78 26H77V28H80V27H81V26H80V27H78ZM101 26H102V25H101ZM117 26H118V25H117ZM123 26H124V25H123ZM131 26H132V25H131ZM137 26H136V27H137ZM28 27H29V26H28ZM31 27H30V28H31ZM56 27H57V26H56ZM59 27H61V25H59ZM59 27H58V28H59ZM73 27H75V26H73ZM120 27H121V26H120ZM65 28H66V27H65ZM99 28H100V27H99ZM129 28H130V27H129ZM139 28H140V27H139ZM31 29H33V28H31ZM70 29H71V28H70ZM70 29H69V30H70ZM81 29H82V28H80V30H78V32H80ZM83 29H84V28H83ZM93 29H94V28H93ZM117 29H118V28H117ZM121 29H122V28H121ZM121 29H120V30H121ZM137 29H138V28H137ZM180 29H181V30H180V34H178V36H177L178 38H177V40H176L175 42H183L182 40H184L183 38H185V37H184L185 32H182V28H180ZM28 30H29V29H28ZM33 30L36 31V28L33 29ZM59 30H60V29H59ZM59 30H57V31H59ZM61 30L64 31L63 29H61ZM100 30H101V29H100ZM102 30H103V28H102ZM183 30H184V28H183ZM34 31H32V32H34ZM65 31H66V30H65ZM71 31H72V29H71ZM71 31H70V32H71ZM83 31H84V30H83ZM83 31H82V34H84ZM93 31H94V30H93ZM96 31H97V30H96ZM106 31H107V30H106ZM106 31H105V32H106ZM117 31H118V30H117ZM134 31H135V33H136V28H135ZM137 31L139 32V29H138ZM28 32H29V31H28ZM30 32H31V31H30ZM30 32H29V33H30ZM74 32H75V31H74ZM85 32H86V31H85ZM87 32H88V31H87ZM94 32H95V31H94ZM98 32H99V31H98ZM138 32H137V33H138ZM0 33H1V31H0ZM59 33H61V32L59 31ZM67 33H69V31H68ZM91 33H92V32H91ZM96 33H97V32H96ZM99 33H100V32H99ZM108 33H109V32H108ZM108 33H105V34L107 35ZM113 33H114V32H113ZM115 33H116V32H115ZM177 33H178V32H177ZM61 34H62V33H61ZM72 34H73V32H72ZM74 34H75V33H74ZM76 34H77V30H76ZM87 34H88V33H87ZM111 35H112V34H111ZM176 35H177V34H176ZM38 36H39V34H36V37H35V38L38 39V38H37ZM65 36H66V35H65ZM70 36H71V35H69V37H70ZM87 36H88V35H87ZM87 36H86V38H87ZM102 36H103V34H102ZM114 36H115V34H114ZM0 37H1V36H0ZM75 37H77V36L75 35ZM80 37H81V35H80ZM80 37L78 36V38H80ZM83 37H84V36H83ZM90 37H91V35H90ZM94 37H96V35H95ZM98 37H100V36H98ZM108 37H109V36H108ZM116 37H117V36H116ZM136 37H138V34L132 36V38H130V39L133 40V39H135ZM66 38H67V37H66ZM70 38H71V37H70ZM72 38H74V35L72 36ZM103 38H104V37H103ZM103 38H102V39H103ZM105 38H106V36H105ZM110 38H111V37H110ZM33 39H34V38H31V40H33ZM36 39L33 41V42H34L33 44H35V42H37ZM64 39H65V38H64ZM67 39H69V38H67ZM76 39H77V38H76ZM113 39H114V38H113ZM166 39H167V38H166ZM38 40H39V39H38ZM70 40H71V39H70ZM105 40H106V39H105ZM115 40H116V39H115ZM128 40H129L128 37H126V36L120 37V35H119V37H118V41H117V44H116V46H115V50H116V52H115L114 54H109V55H108V57H107V61H105V62H107V63L104 64V68H103V67H102L101 69L99 68V72H98V74L95 73L96 75L93 76V77H95V78H93V79H95V80H94V81H93V80H90L89 82L87 81L89 87H90L93 91H92V93L88 92V93H90V94H89L90 96H87L86 98H84V99H87L88 97H89V98H92V99H90V101L92 102V106H91V108H92L93 105H94V108H93L94 110H93V109L90 110L91 108L88 106L89 104H87V102L89 101V99H88V101L86 102V105L88 106V109L90 108L89 110L91 111L90 115L93 114V111H94V112L96 111V112L99 113V112H102L101 110H103V111L106 113V114H104V113L102 112L104 115H107L106 118H103V117L100 118V117H99L96 121L93 120V122H91L90 124H91V125H96V126L99 125V126H98L99 128H101L100 126H103V124L105 125V127L107 128V131H106V132H105V131L102 132L103 130L101 129V130H102L101 132L103 133V134H102L103 137H106V138H104V139H105L107 142H109V143L111 144L112 147H111L110 145H108L107 143H105V145L102 146L103 148H102V147H101V148H99V147H98V148H97V147L94 148V147H92V145H91V148H90V146L88 145L89 148L87 149V148H85V147H82L83 144L85 143V142H84V143L81 142L82 139H81V141H80V139L77 140V142L80 141L79 144L82 143V145H81V144H80V145H81L82 148H84V149H81V148H80V149H81L80 151H82V150H84L83 152L87 151V155L89 154L88 157H90V156L92 157V154H94L93 156H94L95 158H97L96 160H94V162L96 161V163H94V164H96L95 166H97V165L100 166V165H102V164H104V165L106 164L107 168L109 167V170L112 169V166H113V165H117V166H118V165L120 164V163H118V161L121 160V159H123V158H122V155H121L122 153L126 152V153H125V155H126L127 152L129 153V152H131V151H132V152L135 151V153L137 152V155L140 157V158H138V160H139V159H141V156H144V155L147 154L146 152L151 148V145H152V144L158 142V141L154 142V140H153V143H151L150 146H147V151H145L146 148H145V150H143V149H144V148H143L144 145L142 144L144 140L142 139L143 141L141 142V139H140L139 142H141V144H142L143 146L140 145L141 147H137V146H139V143L137 142L138 145L136 146V143H134V141H137V138H136V137L142 134V133H141V134H138L137 136L135 135V132L137 131V128H139V127H144V126H145L144 129L142 128L144 131H145L146 127H148L150 131H152V130H156L157 128H156L155 126L158 125V124H160V125L162 126V129L160 130L159 128H160L161 126H159V127H158L159 130H156L155 132L157 133V131H159V132L161 133L159 136H158V134L156 135V136H158V138L156 137V140L158 139V140L161 142V144H162V140L166 141V140H169L170 138H173V137H175V136L177 137L176 134H178V131H179L180 133H183V131L185 132V128L188 127V124H191V123H190L191 121H192V122L194 123V125H195V124H198V123L200 122L199 119H201V116L198 115V112L196 113L198 116H195V117L193 118V117H191V116L189 117V115H194L193 112H191L192 114H191V113L188 114V113H186V112L184 111L185 113H183V115H185V114L188 115V116L185 115V116L187 117V119L189 120V121H188V120L186 119L188 122H186V121H185V122L181 121V122H179V123H180V126H178V124H179L178 121H179V120L177 121V123H175V121H174V117H175L174 115H176V113H175L174 115H171V114L169 115V117L173 116V117H172V119H173V121H174V122H173V127L170 126V124H167L168 121H169V123H172V121L170 120L171 118L168 117V114H169V112H170V110H171V109L168 110V107H167V106H169V105H167V104H169V103H167V104H166V103L162 104L164 101H162V103H160V102H161V101H160L161 97H160V99L157 98L160 102H158V101H156L155 99L152 98L156 92L159 91L160 94H161V92H162V90L160 91V88H159L158 86L155 85L156 87L159 88V89H157V91H156V89H155V86H154V88H153V86H152V85H154L153 80H154V78L156 77L155 75H157V74H155L156 72L154 73V71H149V70H148V72H146V71H147V70H146V71L144 72V71H141V70H140V71H137V72L135 71L133 74H131V73L129 72V70L131 71L133 68H132V69L130 68L128 71L125 70L126 72H129L130 75H129V73H128L127 76H126V75H123L124 73L122 74L123 77L121 76L122 78H120L121 80H120L119 85H118L119 87H118V88L115 87L116 90L119 89L120 95H118L119 93H117V95L120 96V97H119V99H118L117 96H114V94L116 93V91H115V93H114V88H113V87H114V85H113L114 81H113V77H112V76H113V73H115V71L118 69V66H120L119 64H120V62L122 61V60H121V57H122V55H123V54H122V51H124L123 49H125ZM167 40H168V39H167ZM4 41H5V40H4ZM4 41H3V42H4ZM61 41H63V43H64V40H61ZM71 41H72L71 44H73V40H71ZM75 41H76V40H74V42H75ZM101 41H102V40H101ZM101 41H100V42H101ZM112 41L115 42L114 40H112ZM184 41H186V40H184ZM6 42H7V40H6ZM29 42H30V41H29ZM39 42H40V41H39ZM56 42H57V41H56ZM109 42H111V41L109 40ZM134 42H135V41H134ZM136 42H137V41H136ZM31 43H32V42H31ZM31 43H30V45L32 46L33 44H31ZM46 43L48 44V42H46ZM106 43H107V42H106ZM164 43H166V42H164ZM170 43H171V40H170ZM4 44H5V43H4ZM36 44H38V43H36ZM42 44H44V43H42ZM50 44H51V43H50ZM50 44L48 45V47L50 46ZM57 44H58V42H57ZM57 44H56V45H57ZM59 44H60V43H59ZM65 44H66V43H65ZM69 44H70V43H69ZM69 44H68V45H69ZM167 44H168V43H167ZM171 44H173V43H171ZM176 44H177V43H176ZM185 44H187V43L185 42ZM189 44H190V43H188L187 45H189ZM30 45H29V47H30ZM40 45H41V43H40ZM44 45H45V44H44ZM44 45H41V46H44ZM53 45H54V44H53ZM56 45H54V46H56ZM75 45L77 46V48H78V46L83 47L84 49L86 48L85 51L87 50L86 52H88V50H90V49H93V50H94L95 48H97V47L99 46V43H98V38H97V39H95V38H94V39H92V38L90 39L89 36H88V39H85V38L77 39V42H76ZM112 45H113V44H112ZM112 45H111V46H112ZM5 46H6V45H5ZM34 46H36V45H34ZM45 46H46V45H45ZM51 46H52V45H51ZM58 46H59V45H58ZM62 46H63V45H62ZM73 46H74V44H73ZM73 46H72V47H73ZM103 46H104V45H102V47H103ZM105 46H106V45H105ZM194 46H195V45H194ZM6 47H7V46H6ZM65 47H66V45H65ZM65 47H64V48H65ZM72 47H71V48H72ZM74 47H75V46H74ZM80 47H79V48H80ZM113 47H114V46H113ZM113 47H111V48H113ZM192 47H193V46H192ZM25 48L28 49L27 47H25ZM31 48H33V47H30L29 49H31ZM35 48H37V47H35ZM38 48H39V47H38ZM41 48H42V47H41ZM44 48H45V47H44ZM46 48H47V47H46ZM55 48H57V47H54V49H55ZM69 48H70V47H68V49H69ZM77 48H75V51H76ZM106 48H107V47H106ZM51 49H53V48L51 47ZM51 49H50V50H51ZM54 49H53V50H54ZM58 49H59V48H58ZM65 49H67V48H65ZM65 49H64V50H65ZM68 49H67V50H68ZM98 49H99V48H98ZM98 49H97V53H98ZM107 49H108V48H107ZM107 49H106V51H107ZM187 49H188V48H186L185 51H189V52H188V55H189L188 63H191V64H193V65H197L196 67H198L199 65L201 66V62H202V60H201V62H200V60H199L200 57H199V58L197 57L198 55H197V53L194 52V50H193L194 48H193V49H188V50H187ZM35 50H36V49H35ZM35 50L31 51L30 53H32V55H33V52H34ZM48 50H49V49H48ZM50 50H49V51H50ZM55 50H57V49H55ZM55 50H54V51H55ZM110 50H111V49H110ZM113 50H114V49H113ZM160 50H161V49H160ZM195 50H196V47H195ZM24 51H25V49H24ZM29 51H30V50H29ZM51 51H52V50H51ZM57 51H58V50H57ZM60 51H61V50H60ZM60 51H59V52H60ZM91 51H92V50H91ZM95 51H96V49H95ZM95 51H92V52H95ZM111 51H112V50H111ZM157 51H158V50H157ZM165 51H166V48H165ZM183 51H184V50L182 49L180 52L183 53ZM26 52H27V51H26ZM39 52H40V50H36L37 55L40 54ZM59 52H57V53H59ZM70 52L72 53V51H70ZM83 52H84V51H83ZM100 52H101V51H100ZM102 52H103V51H102ZM109 52H110V51H109ZM155 52H156V51H155ZM160 52H162V54H163L164 51H160ZM38 53H39V54H38ZM53 53H54V52H53ZM53 53H52V54H53ZM57 53H56V54H57ZM64 53H65V52H64ZM64 53H61V54H64ZM71 53H70V54L68 53V54H69V56H68L69 58H70ZM103 53H105V52H103ZM107 53H108V52H107ZM158 53H159V52L154 53V54H158ZM184 53H185V52H184ZM28 54H29V53H28ZM41 54H42V53H41ZM66 54H67V53H66ZM74 54H75V53H74ZM81 54H82V53H81ZM93 54H94V53H93ZM99 54H100V53H99ZM99 54H98V55H99ZM105 54H106V53H105ZM148 54H149V53H148ZM148 54H147V56H150V54H149V55H148ZM173 54H174V53H173ZM173 54H172V57H173ZM175 54H176V52H175ZM25 55H26V54H25ZM35 55H36V54H35ZM53 55H55V53H54ZM90 55H91V54H90ZM102 55H103V54H102ZM152 55H153V54H152ZM158 55H159V54H158ZM160 55H161V54H160ZM160 55H159V56H160ZM163 55H164V54H163ZM163 55H161V56H163ZM176 55H177V54H176ZM182 55H183V54H182ZM30 56H31V54L28 55L29 58L32 57V56H31V57H30ZM65 56H67V55H65ZM94 56H95V55H94ZM139 56H140V55H139ZM145 56H146V55H145ZM145 56H144V57H145ZM164 56H165V55H164ZM39 57H40V55H39ZM39 57H38V58H39ZM41 57H43V56H41ZM52 57H53V56H52ZM54 57H56V56H54ZM57 57H58V56H57ZM61 57L63 58L64 56L61 55ZM78 57H79V56H78ZM83 57H84V54H83ZM88 57H89V56H88ZM104 57H106V55H104ZM137 57H138V56H137ZM177 57H179V56H176V58H177ZM44 58H45V57H43V59H44ZM58 58H60V57H58ZM58 58L56 59L57 61L61 60V59L58 60ZM64 58H65V57H64ZM72 58H74V56H72ZM84 58H85V57H84ZM99 58H100V57H99ZM101 58H102V57H101ZM101 58H100V59H101ZM140 58H141V57H140ZM145 58H146V57H145ZM150 58H151V57H150ZM154 58L157 59V57H153V59H154ZM176 58H175V55H174V58H173V59H176ZM24 59H27V56H26V58H24ZM33 59H34V56L32 57V60H33ZM45 59H46V58H45ZM45 59H44V60H45ZM52 59H53V58H52ZM89 59H90V58H89ZM156 59H155V60H156ZM159 59H160V57H159ZM30 60H31V59H30ZM35 60H36V59H35ZM35 60H34V61H35ZM50 60H51V59H50ZM54 60H55V59H54ZM56 60H55V62H56ZM62 60H63V59H62ZM64 60H67V59L65 58ZM69 60H70V59H69ZM71 60L73 61V59H71ZM86 60H88V59L86 58ZM136 60H137V59H136ZM136 60H135V61H136ZM138 60L140 61V59H138ZM144 60H145V59H144ZM147 60H149V59H147ZM147 60H146V62H147ZM150 60H151V59H150ZM157 60H158V59H157ZM25 61H26V60H25ZM27 61H29V59H27ZM27 61H26V63H27ZM34 61H33V62H34ZM40 61H41V59H39V63H40ZM42 61H43V60H42ZM45 61L47 62V60H45ZM67 61H68V60H67ZM78 61H79V60H78ZM80 61H81V60H80ZM80 61H79V62H80ZM89 61H90V60H89ZM91 61H92V60H91ZM96 61H97V60H96ZM101 61H102V60H101ZM158 61H159V60H158ZM170 61H172V60H170ZM170 61H169V62H170ZM175 61H177V59H176ZM185 61H186V60H185ZM29 62L31 63L32 61H29ZM33 62H32V63H33ZM46 62H44V63H46ZM48 62H50V61H48ZM62 62H63V61H61L60 64H62ZM69 62H70V61H69ZM69 62H68L67 64H69ZM79 62H78V63H79ZM81 62H82V61H81ZM94 62H95V61H94ZM97 62H98V61H97ZM97 62H96V63H97ZM137 62H138V61H137ZM140 62L142 63V60H141ZM173 62H174V61H173ZM204 62H205V61H204ZM208 62H209V61H207V63H208ZM26 63H25V64H26ZM30 63H28V64H30ZM35 63H36V61L34 62V64H35ZM44 63H43V62L41 63V65L43 64V67H41L40 69L44 68ZM50 63H51V62H50ZM50 63H49V64H50ZM53 63H54V62H53ZM56 63H57V62H56ZM65 63H66V62H65ZM99 63H100V62H99ZM135 63H136V62H135ZM138 63H139V62H138ZM170 63L172 64V62H170ZM175 63H176V62L173 63L174 66H175ZM177 63H178V62H177ZM188 63H184V59H183V63L180 62V65H178L179 67H178V70H177V71L180 72V71H181V68H185V70L188 69ZM202 63H203V62H202ZM207 63L205 62V66L209 64V63H208V64H207ZM16 64H17V63H16ZM16 64H15V65H16ZM49 64H48V65H49ZM57 64H58V63H57ZM67 64H66V65H67ZM70 64H71V63H70ZM74 64H75V63H74ZM76 64H77V63H76ZM81 64H82V63H80V65H81ZM87 64H89V63H87ZM93 64H94V63H93ZM97 64H98V63H97ZM133 64H134V62H133ZM142 64H144V63H142ZM142 64H140V65H142ZM166 64H167V63H166ZM203 64H204V63H203ZM213 64H214V63H212L211 65H213ZM17 65H18V64H17ZM35 65L37 66V64H35ZM39 65H40V64H39ZM45 65H47V63H46ZM50 65H51V64H50ZM50 65L48 66V68L50 67ZM62 65H63V64H62ZM98 65H99V64H98ZM136 65H138V64H136ZM140 65H139V66H140ZM150 65H152V64L150 63ZM150 65H148V67H147V65H146V67L149 68ZM164 65H165V64H163L162 66H164ZM168 65H169V64H168ZM176 65H177V64H176ZM20 66H22V65H20ZM26 66H27V65H26ZM30 66H32V65H30ZM30 66H29V67H30ZM55 66H56V65H55ZM58 66H61V65H58ZM58 66H56V67H58ZM64 66H65V64H64ZM72 66H73V65H72ZM86 66H88V65H86ZM86 66L84 65V67H86ZM170 66H173V65H170ZM15 67L18 68L17 66H15ZM27 67H28V66H27ZM80 67H82V65H81ZM90 67H91V66H90ZM92 67H93V66H92ZM94 67H95V66H94ZM98 67H99V66H98ZM166 67H167V66H166ZM168 67H169V66H168ZM189 67H190V68H189L188 70L191 69V66H189ZM194 67H195V66H194ZM206 67H207V66H206ZM214 67H216V66H214ZM19 68H20V67H19ZM23 68H24V67L22 66V67H21V70H23ZM31 68H32V67H31ZM34 68H35V67H34ZM46 68H47V66H46ZM48 68H47V69H48ZM54 68H55V67H54ZM59 68H60V67H59ZM63 68H64V67H62V69H63ZM66 68H68V67H65V70H66ZM76 68H77V67H76ZM87 68H88V67H87ZM96 68H97V66H96ZM96 68H95V69H96ZM147 68H144V70L147 69ZM156 68H157V65H156ZM169 68H170V67H169ZM209 68H210V67H209ZM28 69H29V68H28ZM28 69H27V70H28ZM35 69H36V71H37L38 68L36 67ZM44 69H45V68H44ZM68 69H69V68H68ZM70 69H73V68H70ZM84 69H85V68H84ZM88 69L90 70V68H88ZM134 69H135V68H134ZM152 69H153V66H152ZM172 69L175 70L174 68H172ZM172 69H171V70H172ZM179 69H180V70H179ZM200 69H201V68H200ZM204 69H205V68H203V70H200V71L205 72ZM207 69H208V68H207ZM214 69H215V68H214ZM230 69H232V68H230ZM11 70H12V67H11ZM16 70H17V69H16ZM51 70H52V69H51ZM53 70H54V69H53ZM56 70H57V69H56ZM56 70H54V71L56 72ZM91 70H93V69H91ZM150 70H151V67H150ZM173 70H172V71H173ZM185 70H184V71H185ZM188 70H187V71H188ZM192 70H194V68H193ZM210 70H213V68H211ZM210 70H208V71H210ZM29 71H32V70L29 69L28 72H29ZM33 71H34V69H33ZM40 71H41V70H40ZM43 71H45V70H43ZM48 71H49V69H48ZM58 71H59V70H58ZM63 71H64V69H63ZM67 71H68V70H67ZM69 71H70V70H69ZM76 71H79V70L77 69ZM81 71H82V70H80V73L78 74V77H79L80 74H83V75L85 74V73H83L84 71H83L82 73H81ZM85 71H86V70H85ZM159 71H160V70H159ZM197 71L199 72L198 69L194 70V75H193V78H192L193 80H191V81L194 82V86H195V88L198 87L197 85L200 86V84H198V82H199V81H198L199 74H198ZM208 71H207V72H208ZM231 71H232V70H231ZM0 72H1V71H0ZM13 72H14V67H13ZM13 72H12V73H13ZM23 72H26V71H24V70H23V71H19V70H18V71H16V74H15L14 76H16V77H17L19 80H21L23 83L28 82V81H30V80H33L31 77H30L31 79H29L28 77H26L29 73L26 74V73H27V72H26V73H25L26 76H25ZM52 72H53V71H52ZM94 72H95V71H94ZM162 72H164V71L162 70L160 73L162 74ZM181 72H183V70H182ZM185 72H186V71H185ZM30 73H31V72H30ZM38 73H40V72H39V69H38ZM62 73H64V72H62ZM62 73H61L60 75H63ZM72 73H73V72H72ZM74 73H75V70H74ZM74 73H73V75H74ZM76 73H77V72H76ZM174 73H176V71H175ZM183 73H184V72H183ZM183 73H182V74H183ZM199 73H201V72H199ZM214 73H215V72H214ZM0 74H1V73H0ZM56 74H57V73H56ZM64 74L67 75L68 73L66 74V72H65ZM70 74H71V73H70ZM70 74H69V75H70ZM93 74H94V73H93ZM125 74H126V73H125ZM165 74H166L165 72H164V75L162 74V76H163L162 78H164ZM176 74H177V73H176ZM176 74H175V75H176ZM204 74H206V72H205ZM58 75H59V72H58ZM69 75H68V76H69ZM71 75H72V74H71ZM75 75H77V74H75ZM86 75H87V74H86ZM159 75H160V74H158V76H159ZM186 75H187V74H186ZM188 75H189V74H188ZM0 76H1V75H0ZM14 76H12V77H14ZM68 76H66V77H68ZM80 76H82V75H80ZM91 76H92V75H91ZM176 76H180V75L177 74ZM182 76H183V75H182ZM182 76H180L179 78L181 79ZM189 76H191V75H189ZM201 76L204 77L205 75L201 74ZM210 76H211V75H210ZM12 77H11V78L9 77V78L11 79V83H14L15 81H18V79L16 78L17 80H15V81L12 82V80L15 79V78L12 79ZM70 77H71V76H70ZM87 77H89V76H87ZM87 77H86V78H87ZM114 77H115V76H114ZM116 77H117V76H116ZM166 77H167V75H166ZM166 77H165V78H166ZM174 77H175V76H174ZM187 77H188V76H187ZM191 77H192V76H191ZM208 77H209V76H208ZM208 77H207V78H208ZM211 77H212V76H211ZM90 78H91V77H89V79H90ZM165 78H164V79H165ZM168 78H169V77H167V79H168ZM176 78H177V77H176ZM184 78H185V76H184ZM184 78H183L182 80H184V82H185V79H184ZM188 78H189L188 80H190V77H188ZM70 79H71V78H70ZM70 79H69V80H70ZM77 79L79 80V79H81V77H80V78H77ZM84 79H85V78H84ZM91 79H92V78H91ZM151 79H152V80H151ZM156 79L158 80V77L155 78V81H156ZM164 79H163V80H164ZM203 79H204V78H203ZM228 79H230V76H229ZM0 80H1V77H0ZM2 80H3V79H2ZM2 80H1V82H4V81H2ZM67 80H68V79H67ZM159 80H161V77H160ZM163 80H161V82H163ZM174 80H175V78H174ZM174 80H172V83H173ZM188 80H187L186 82H188ZM199 80H200V79H199ZM211 80H212V79H211ZM72 81H73V80H72ZM155 81H154V82H155ZM168 81H169V80H168ZM177 81H178V80H177ZM177 81H175V82H177ZM179 81H180V80H179ZM200 81H201V80H200ZM204 81H206V80H204ZM212 81H213V80H212ZM216 81H219V80H216ZM225 81H227V78H226ZM228 81H229V80H228ZM19 82H20V81H19ZM22 82H21V83H22ZM66 82H67V81H66ZM81 82H82V81H81ZM157 82H158V81H157ZM164 82H166V81L164 80ZM164 82H163V83H164ZM180 82H181V81H180ZM189 82H190V81H189ZM193 82H191V83H193ZM201 82H202V81H201ZM209 82H210V81H209ZM222 82H223V81H222ZM23 83H22V84H23ZM29 83H30V82H29ZM29 83H28V84H29ZM75 83H77V82H75ZM78 83H79V82H78ZM83 83H84V82H83ZM152 83H153V84H152ZM182 83H183V82H182ZM210 83H211V82H210ZM218 83H219V82H218ZM225 83H226V82H225ZM18 84H19V83H18ZM65 84H66V83H65ZM72 84H73V83H72ZM79 84H80V83H79ZM114 84H115V83H114ZM117 84H118V83H117ZM159 84H161V83L159 82ZM159 84H158V85H159ZM167 84H169V83L166 82V83H164L163 85H167ZM174 84H175V83H174ZM174 84H173V85H174ZM180 84H181V83H180ZM185 84H186V83H185ZM201 84H204V83L202 82ZM206 84H207V82L205 83V85H204L203 87H205ZM208 84H209V83H208ZM214 84L217 85L216 82H215ZM226 84H227V83H226ZM15 85H16V84H14V86H15ZM76 85H78V84H76ZM80 85H82V84H80ZM86 85H87V84H86ZM163 85H162V86H163ZM171 85H172V84H171ZM183 85H184V84H183ZM192 85H193V84H192ZM192 85H190V86L187 85V87H188V88L190 87V89H191V86H192ZM212 85H213V84H212ZM212 85H210V86L212 87ZM220 85L223 86L222 84H220ZM59 86H60V85H59ZM59 86H58V87H59ZM174 86H175V85H174ZM176 86H178V85H176ZM176 86H175L174 88H176ZM181 86H182V85H181ZM210 86H209V87H210ZM218 86H219V85H218ZM225 86H226V85H225ZM53 87L55 88L56 86H53ZM63 87H66V86L63 85ZM68 87H69V85H68ZM68 87H67V88H68ZM70 87H71V85H70ZM163 87H164L163 89H165V90L168 89V88L166 89L165 86H163ZM168 87H169V85H168ZM179 87H180V86H179ZM185 87H186V85H184V88H185ZM187 87H186V88H187ZM203 87L201 86V88H203ZM207 87H208V85H207L205 88H207ZM209 87H208L207 89H209ZM211 87H210V88H211ZM215 87H216V86H215ZM219 87H220V86H219ZM56 88H57V87H56ZM56 88H55V89H56ZM59 88H60V87H59ZM71 88H72V87H71ZM71 88H68V89H71ZM76 88H77V87H76ZM90 88H89V89H90ZM170 88H171V87H170ZM172 88H173V87H172ZM192 88H193V87H192ZM217 88H218V87H216V89H217ZM61 89H62V88H61ZM61 89H59V90H61ZM65 89H66V88H65ZM74 89H75V88H74ZM78 89H79V88H78ZM84 89H86V88H84ZM177 89H178V88H177ZM177 89H176V91H177ZM182 89H183V88H181L180 90H182ZM190 89H189V90H190ZM193 89H194V88H193ZM211 89H213V88H211ZM218 89H219V88H218ZM224 89H225V88H224ZM26 90H28V88H27ZM52 90H53V88H52ZM86 90H87V89H86ZM86 90H85V91H86ZM168 90H169V89H168ZM173 90H174V89L169 90V91L172 92ZM183 90H184V89H183ZM187 90H188V89H187ZM197 90H198V89H197ZM197 90L195 89L196 92H197ZM214 90H215V89H214ZM222 90H223V89H222ZM222 90L220 89V92H219V93H222V92H221ZM24 91H25V89H24ZM54 91H55V90H54ZM57 91H58V89H57ZM61 91H62V90H61ZM65 91H68V92H69V90H67V89H66ZM70 91H71V90H70ZM78 91H79V90H78ZM89 91H90V90H89ZM117 91H118V90H117ZM163 91H164V90H163ZM176 91H175V92H176ZM178 91H179V90H178ZM184 91H186V90H184ZM184 91H183L182 94L187 93V92H184ZM191 91H192V90H191ZM200 91H201V90H200ZM208 91H209V90H208ZM225 91H226V90H225ZM225 91H224V92H225ZM227 91H228V89H227ZM58 92H59V91H58ZM74 92H75V90H74ZM164 92H166V91H164ZM179 92H180V91H179ZM179 92H177V93H179ZM189 92H190V91H189ZM61 93H62V92H61ZM65 93H66V92H65ZM70 93H71V92H70ZM72 93H73V92H72ZM83 93H84V92H83ZM177 93H175V96H176ZM190 93H191V92H190ZM192 93H193V92H192ZM198 93H199V92H198ZM198 93H197V94H198ZM207 93H208V92H207ZM211 93H212V92H211ZM211 93H210V94H211ZM217 93H218V92H216V94H217ZM225 93H226V95H227V93H229V92H225ZM225 93H224V95H225ZM56 94H57V93L55 92V95H56ZM68 94H69V93H68ZM160 94H159V95H160ZM162 94H165V93L162 92ZM166 94H167V93H166ZM168 94H169V93H168ZM168 94H167V96H168V98H169V95H168ZM182 94H180V98H181L180 100H183V99H182L183 97H181ZM197 94H196L195 96H197ZM214 94H215V93H213V97H214ZM53 95H54V94H53ZM55 95H54V96H55ZM62 95H63V94H62ZM84 95H85V93H84ZM152 95H153V96H152ZM159 95H158V97H159ZM178 95H179V94H177V96H176L177 98H178ZM185 95H186V94H185ZM185 95H183V96H185ZM188 95H189V94H188ZM3 96H4V95H3ZM56 96H58V95H56ZM56 96H55L54 98H56ZM65 96H66V95H65ZM81 96H82V95H81ZM151 96H152V97H151ZM189 96H193V94H192V95H189ZM207 96H208V95H207ZM215 96H216V95H215ZM58 97H59V96H58ZM60 97H61V98H59L60 100L57 101L58 104L60 103V105H61V104H65V103H66V104H68V103H73V102H77V101L83 103V97H80L79 93H77V92L75 93V95L70 94L69 96H66V97H62V96H60ZM164 97H165V96H163L162 98L165 100L166 97H165V98H164ZM187 97H188V96H187ZM200 97H201V95H200ZM200 97H199V98H200ZM213 97H212V98H213ZM154 98H155V97H154ZM168 98H167V100H168ZM171 98H172V97H171ZM177 98H176V99H177ZM185 98H186V97H185ZM185 98H184V99H185ZM196 98H197V97L192 98V100H194V99H196ZM199 98H198V99H199ZM209 98H211V97L209 96ZM215 98L218 99L217 96H216ZM0 99H1V98H0ZM2 99H3V98H2ZM2 99L0 100L1 102H2ZM56 99H57V98H56ZM169 99H170V98H169ZM174 99H175V98H174ZM187 99H188V98H186V100H187ZM190 99H191V98H189L188 100H190ZM204 99H205V98H204ZM3 100H4V99H3ZM171 100H172V99H171ZM192 100H190V102H191ZM206 100H207V99H206ZM208 100H209V99H208ZM212 100L214 101V99H212ZM169 101H170V100H169ZM174 101H176V100H174ZM177 101H178V100H177ZM199 101H200V100H199ZM201 101H202V99H201ZM201 101H200V102H201ZM209 101H210V100H209ZM209 101H208V102H209ZM1 102H0V103H1ZM57 102H53V101L48 100V101H46V104H47V106H52V105H55ZM78 102H77V103H78ZM84 102H85V100H84ZM91 102H88V103H91ZM166 102H167V101H166ZM182 102H185V100H183ZM182 102H181V103H182ZM186 102H187V101H186ZM190 102H189V103H190ZM192 102H195V101H192ZM206 102H207V101H205V103H206ZM3 103H4V102H3ZM3 103H1V104H3ZM93 103H94V104H93ZM172 103H173V102H172ZM172 103H171V104H172ZM179 103H180V102H179ZM196 103H197V102H196ZM203 103H204V101L202 102V106H203ZM209 103H210V102H209ZM209 103H208V104H209ZM211 103H212V101H211ZM4 104H5V103H4ZM84 104H85V103H84ZM176 104H177L179 107H181V105H182V104L179 105L178 103H175V105H176ZM194 104H195V103H194ZM197 104H198V103H197ZM197 104H196V105H197ZM69 105H70V104H69ZM78 105H81V103L78 104ZM166 105H167V106H166ZM173 105H174V103H173ZM184 105H185V104H184ZM186 105H187V104H186ZM191 105H192V104H191ZM200 105H201V104H200ZM200 105H199V106H200ZM206 105H207V104H206ZM211 105L213 106V104H211ZM6 106H7V105H6ZM64 106H65V105H64ZM66 106H67V105H66ZM170 106H171V105H170ZM192 106H193V105H192ZM192 106H190V107H192ZM199 106H198V107H199ZM204 106H205V104H204ZM207 106H209V105H207ZM1 107H3V105H2ZM1 107H0V109L3 110V108H1ZM4 107H5V105H4ZM45 107H46V106H45ZM82 107H84V109L87 108V107L85 108V106H81V108H82ZM173 107H174V106H173ZM173 107H172V109H173ZM182 107H183V108L185 107L184 109H186V106H182ZM193 107L195 108V105H194ZM193 107H192V108H193ZM196 107H197V106H196ZM6 108H9V107H6ZM10 108L12 109L13 107H10ZM10 108H9V109H10ZM174 108H175V107H174ZM201 108H202V107H201ZM207 108H208V107H207ZM210 108H211V107H210ZM50 109H51V108H50ZM79 109H80V108H79ZM175 109H176V108H175ZM181 109H182V108H181ZM181 109L177 108V110H181ZM190 109H191V108H190ZM190 109H189V110H190ZM6 110H7V109H6ZM13 110H16V109H13ZM13 110H11V111H13ZM82 110H83V109H82ZM173 110H174V109H173ZM192 110H194V109H192ZM195 110L198 111L199 109L197 108V109H195ZM203 110H204V109L199 110V112H203ZM211 110H212V109H211ZM4 111H5V109L3 110V112H4ZM7 111H8V110H7ZM11 111H9V112H11ZM18 111H19V110H18ZM18 111H13V112L15 113V112H18ZM52 111H53V110H52ZM181 111H183V110H181ZM13 112H11V113H13ZM53 112H54V111H53ZM87 112H88V111H87ZM113 112H114V114H113ZM171 112H173V111H171ZM175 112H176V111H175ZM204 112H206V111H204ZM207 112H208V109H207ZM5 113H6V111H5ZM20 113H21V111H20L18 114H20ZM22 113H23V112H22ZM108 113H109V114H108ZM115 113H116V114H115ZM209 113H211V112H209ZM209 113H208V115H209ZM1 114H2V113H1ZM3 114H4V113H3ZM54 114H56V113H54ZM57 114H58V113H57ZM82 114L84 115L83 112H82ZM85 114H86V112H85ZM94 114H95V113H94ZM100 114H101V113H100ZM178 114H179V116L182 115V114H180V113H178ZM178 114H177V115H178ZM199 114H200V113H199ZM101 115H102V114H101ZM104 115H102V116H104ZM202 115H203V114H202ZM204 115H205V114H204ZM206 115H207V114H206ZM206 115H205V116H206ZM210 115H211V114H210ZM214 115H215V114H214ZM19 116H20V115H19ZM81 116H82V115H81ZM88 116H89V114H88ZM92 116H93V115H92ZM96 116H98V115L95 114V117H96ZM99 116H100V115H99ZM205 116H204V117H205ZM211 116H212V115H211ZM20 117H22V114H21ZM23 117H24V116H23ZM56 117H57V116H56ZM59 117H60V116H59ZM86 117H87V115H86ZM86 117H83V118H86ZM104 117H105V116H104ZM182 117H183V116H182ZM188 117H189L190 119H189ZM204 117H203V119H204ZM208 117H209V116H208ZM0 118H1V117H0ZM57 118H58V117H57ZM90 118H91V116L89 117V119H90ZM92 118H93V117H92ZM166 118H167V119H166ZM191 118H193V119H191ZM205 118H206V117H205ZM209 118H210V117H209ZM209 118H208V119H209ZM22 119H24V118H22ZM80 119H81V118H80ZM89 119H88V120H89ZM165 119H166V120H165ZM168 119H169V120H168ZM177 119H178V118H177ZM181 119H182V118H181ZM1 120H2V119H1ZM1 120H0V121H1ZM25 120H26V119H25ZM54 120H55V119H54ZM57 120L59 121L60 119H57ZM88 120H87V119L81 120V124H82L83 122H85L86 125H87V123L89 124V122H90L91 120H90L89 122H88ZM184 120H185V118H184ZM201 121H202V120H201ZM1 122H2V121H1ZM61 122H62V121L60 120V123H61ZM63 122H64V121H63ZM78 122H80V121H78ZM182 122H183V123H182ZM24 123H26V122L24 121ZM1 124H2V123H0V126L3 125V124H2V125H1ZM26 124H27V123H26ZM54 124H55V123H54ZM56 124H57V123H56ZM77 124H78V123H77ZM83 124H84V123H83ZM90 124H89V127H88V125H87L86 127L91 128L92 126L90 127ZM174 124H176L177 127H176V125H174ZM183 124H184L185 126H184ZM27 125H28V124H27ZM84 125H85V124H84ZM11 126H12V125H11ZM61 126H62V125H61ZM96 126H95L94 128H96ZM174 126H175V127H174ZM186 126H187V127H186ZM192 126H193V125H192ZM192 126H190V129H189V130H191V127H192ZM195 126H196V125H195ZM200 126H201V125H200ZM25 127H26V125H24V128H25ZM28 127H29V126H27V128H28ZM58 127H59V125H58ZM80 127H81V125H80ZM98 127H97V129H98ZM153 127H155V128H153ZM163 127H164V129H163ZM27 128H26V129H27ZM102 128H104V126H103ZM106 128H105L104 130H106ZM28 129H29V128H28ZM92 129H93V128H92ZM117 129H120V131L122 130V132H118ZM151 129H152V130H151ZM187 129H188V128H187ZM187 129H186V131H187ZM0 130H1V129H0ZM98 130H99V129H98ZM214 130H215V129H214ZM139 131H140V129H139ZM139 131H137V133H138ZM150 131H145V133H146V132L149 133ZM215 131H216V130H215ZM250 131H251V130H250ZM97 132H99V131H97ZM101 132H100V133H101ZM117 132H118V133H117ZM140 132H141V131H140ZM153 132H154V131H153ZM188 132H189V131H188ZM26 133H27V132H26ZM28 133H29V132H28ZM137 133H136V134H137ZM143 133H144V132H143ZM145 133H144V134H145ZM151 133H152V132H151ZM151 133H150V134H151ZM180 133H179V134H180ZM185 133H186V132H185ZM191 133H192V132H191ZM193 133H194V132H193ZM200 133H201V132H200ZM245 133H246V132H245ZM250 133H251V132H250ZM2 134H3V133H0V137H1ZM32 134H34V133H32ZM98 134H99V133H98ZM98 134H97V135H98ZM118 134H119V135H118ZM150 134H148V135H150ZM197 134H198V133H197ZM251 134H252V133H251ZM261 134H262V133H261ZM27 135H28V138H29L30 135H29V134H27ZM27 135H26V136H27ZM100 135H101V134H100ZM100 135H98V136H100ZM102 135H101V136H102ZM151 135H152V134H151ZM151 135H150V136H151ZM174 135H175V136H174ZM184 135H185V134H184ZM187 135H189V134H187ZM193 135H194V134H193ZM201 135H202V134H201ZM201 135H200V137H201ZM211 135H212V134H211ZM215 135H216V134L214 133V136H215ZM24 136H25V131H24ZM91 136H92V134H91ZM93 136H96V135H93ZM93 136H92V138H93ZM117 136H118V137L120 136L121 138H120V137L118 138ZM141 136H143V135H141ZM146 136H147V135H146ZM154 136H155V135H154ZM154 136L152 135L151 138L154 137ZM172 136H173V137H172ZM178 136H181V134L178 135ZM185 136H186V135H185ZM250 136H251V135H250ZM103 137H102V138H101V137H98V139H99V138H100V139H103ZM108 137H109V138H108ZM139 137H140V136H139ZM139 137H138V138H139ZM148 137H149V136H148ZM176 137H175V138H176ZM193 137H194V136H193ZM193 137H192V138H193ZM202 137H203V136H202ZM202 137H201V139H202ZM206 137H207V136H206ZM32 138H33V140H34V137H32ZM55 138H56V137H55ZM135 138H136V140H135ZM140 138H142V137H140ZM145 138H146V137H145ZM145 138H144V139H145ZM151 138H150V139H151ZM168 138H169V139H168ZM175 138H174V139H175ZM177 138H180V137H177ZM215 138H217V137H215ZM263 138H264V137H263ZM24 139H25V138H24ZM59 139H60V138H57V140H59ZM89 139L92 140L91 138H89ZM148 139H149V138H148ZM182 139H183V138H182ZM186 139H187V138H186ZM188 139H189V137H188ZM201 139H200V142H201ZM203 139H204V138H203ZM243 139H244V138H243ZM249 139H250V138H249ZM261 139H262V138H261ZM26 140H27V139H26ZM30 140H32V139H28L27 142L30 141ZM83 140H87V141H88V139H86V138L83 139ZM95 140H96V137H95ZM105 140H102V141L105 142ZM145 140H146V139H145ZM172 140H173V139H172ZM183 140H184V139H183ZM183 140H181V141H183ZM192 140H194V139H192ZM235 140H236V139H235ZM246 140H247V139H246ZM262 140H263V139H262ZM262 140H260V141H262ZM87 141H86V145H87ZM97 141H98V140H97ZM147 141H148V140H147ZM147 141H146V143H148ZM149 141H150V140H149ZM164 141H163V142H164ZM173 141H174V140H173ZM177 141H178V140H177ZM213 141H214V140H213ZM248 141H249V140H248ZM31 142H32V141H31ZM91 142H92V141H91ZM93 142H95V141H93ZM93 142H92V144H93ZM98 142H99V141H98ZM175 142H176V141H175ZM183 142H186V141H183ZM191 142H192V141H191ZM196 142H197V141H196ZM202 142H203V141H202ZM206 142H207V140H206ZM206 142H205V143H206ZM244 142H245V141H244ZM67 143H68V142H67ZM144 143H145V142H144ZM167 143H168V141H167ZM170 143H171V141H170ZM170 143H169V145H171ZM188 143H189V142H188ZM30 144H31V143H30ZM94 144H96V143H94ZM100 144H101V142H100ZM148 144H150V143H148ZM156 144L159 145L160 143H156ZM161 144H160V146H157L158 150H160ZM183 144H184V143H183ZM216 144H217V143H216ZM246 144H247V142H246ZM54 145H55V144H54ZM80 145H79V146H80ZM106 145H108V146L106 147ZM166 145H167V144H166ZM166 145H165V146H166ZM178 145H179V144H178ZM187 145H188V144H187ZM209 145H210V144H209ZM209 145H208V146H209ZM231 145H232V144H231ZM231 145H230V146H231ZM254 145H255V144H254ZM260 145H262V144H260ZM71 146H74V144L71 145ZM109 146H110V147H109ZM163 146H164V145H163ZM165 146H164V147H165ZM175 146H176V145H175ZM188 146H189V145H188ZM211 146H213V144H212ZM214 146H216V145H214ZM230 146H228V147H230ZM255 146H256V145H255ZM262 146H263V145H262ZM262 146H261V147H262ZM53 147H55V146H53ZM69 147H70V145H69ZM76 147H77V148H75V150H78V144H77ZM145 147H146V146H145ZM148 147H150V148H148ZM166 147H167V146H166ZM180 147H182V146H180ZM206 147H207V146H206ZM258 147H259V146H258ZM56 148H57V147H56ZM59 148H60V147H59ZM65 148H66V147H65ZM67 148H68V146H67ZM162 148H163V147H161V149H162ZM167 148H168V147H167ZM169 148H170V147H169ZM187 148H188V147H187ZM207 148H208V147H207ZM213 148H214V147H213ZM218 148H219V147H218ZM218 148H217V149H218ZM26 149H27V148H26ZM28 149H30V148L28 147ZM32 149H33V148H31V150H32ZM53 149H54V148H52V151H53ZM61 149H63V146H62ZM71 149H72V148H71ZM73 149H74V148H73ZM152 149L154 150V148H152ZM155 149H156V147H155ZM165 149H166V148H164V150H165ZM170 149L172 150V148H170ZM173 149H176V147H174ZM180 149H181V148H180ZM180 149H179V150H180ZM185 149H186V148H185ZM202 149H203V146H202V145H199V143H196V144L191 145V147H189L188 150H185V151H187V153L185 152V154H187L188 156H192V157H194V160H195V157H196V158H199V157L202 158V156H200V155L202 154V153H201ZM217 149H215V150H217ZM246 149H247V148H246ZM250 149H251V148H250ZM260 149H261V148H260ZM57 150H58V148H57ZM88 150H90V151H88ZM183 150H184V148H183ZM203 150H205V148H204ZM229 150H230V149H229ZM251 150H252V149H251ZM261 150H262V149H261ZM2 151H3V149H2ZM2 151H0V161L3 160V156H4V155H2V154H5V155H6V156H5L6 158H7V156L9 155V154H6L4 151H3V153H2ZM27 151H28V150H27ZM27 151H26V152H27ZM32 151H34V150H32ZM49 151H50V150H49ZM55 151H56V149L54 150V152H55ZM62 151L65 152V150H62ZM62 151H60V152H62ZM69 151H70V150H69ZM80 151H79V152H80ZM205 151H206V150H205ZM212 151H213V150H212ZM220 151H221V150H220ZM225 151H226V150H225ZM244 151H245V150H244ZM255 151H256V150H255ZM257 151H260V150L258 149ZM24 152H25V151H24ZM26 152H25V153H26ZM28 152L30 153V151H28ZM28 152H27V153H28ZM66 152L68 153V149H66ZM72 152H73V151H72ZM75 152H76V151H75ZM75 152H74V153H75ZM90 152H91L92 154H91ZM165 152H166V151H165ZM167 152H168V151H167ZM174 152H175V150H174ZM181 152H182V150H181ZM183 152H184V151H183ZM183 152H182V153H183ZM25 153H24V154H25ZM33 153H34V152H33ZM33 153L31 152L30 155L33 156V155H32ZM50 153H51V151H50ZM52 153H53V152H52ZM55 153L58 154L59 151H58V153H57V151H56ZM55 153H54V154H55ZM62 153H63V152H62ZM74 153H73V154H74ZM120 153H121V154H120ZM133 153H134V152H133ZM133 153H131V155H133ZM148 153H149V152H148ZM153 153H154V152H153ZM162 153H164V152H162ZM171 153H172V152H171ZM207 153H209L208 150H207ZM219 153H220V152H219ZM233 153H234V152H233ZM245 153H247V152H245ZM255 153H256V152H255ZM19 154H20V155H19ZM68 154H69V153H68ZM77 154H78V151H77L76 155H77ZM81 154H83V153H81ZM149 154H150V153H149ZM149 154H148V155H149ZM166 154H167V153H166ZM177 154H179V153H177ZM177 154H175V155H177ZM211 154H212V153H211ZM223 154H224V153H223ZM229 154H230V152H229ZM238 154H239V153H238ZM260 154H261V153H260ZM260 154L258 153V155H260ZM10 155H13L14 158H15V157L19 158V156H22V157H23V155H22L21 153H18V152H17V153L15 152V154L10 153ZM10 155H9L8 157H10ZM58 155H60V153H59ZM69 155H70V154H69ZM76 155H75V157L72 156V155H70V157L68 156L69 158L65 156V159H66V158H68V159H70V158H75V159L77 160V159H79V158H76ZM79 155H80V153L78 154V156H79ZM83 155H84V154H83ZM85 155H86V154H85ZM123 155H124V154H123ZM148 155H147V156H148ZM154 155H155V154H154ZM157 155H158V154H157ZM164 155H165V154H164ZM179 155H180V154H179ZM183 155H184V154H183ZM183 155H181V156H183ZM202 155H203V154H202ZM204 155L206 156L207 154L204 153ZM216 155H217V154H216ZM216 155H215V157H216ZM218 155H219V154H218ZM218 155H217V156H218ZM236 155H237V154H236ZM236 155H235V158L237 157ZM248 155H249V154H248ZM248 155H247V156H248ZM250 155H251V154H250ZM250 155H249V156H250ZM13 156H12V157H13ZM25 156H26V154L24 155V157H25ZM27 156H29V155L27 154ZM54 156H55V155H54ZM71 156H72V157H71ZM127 156H128V155H127ZM134 156H135V155H134ZM151 156H152V154H151ZM161 156H162V155H161ZM165 156H167V155H165ZM181 156H180V159H181ZM211 156H213V154H212ZM226 156H227V155H226ZM261 156H262V155H261ZM29 157H30V156H29ZM56 157H57V155H56ZM79 157L83 158L82 156H79ZM85 157L87 158V156H85ZM94 157H93V158H94ZM123 157H125V156H123ZM129 157H130V156H129ZM131 157H132V156H131ZM136 157H137V156H136ZM136 157H135V159H136ZM148 157H149V156H148ZM155 157H156V156H155ZM158 157H159V156H158ZM168 157H169V156H168ZM170 157H171V156H170ZM174 157H176V156H174ZM177 157H179V156H177ZM177 157H176V159H178ZM183 157H184V156H183ZM183 157H182V158H183ZM185 157H187V156H185ZM185 157H184V158H185ZM206 157H208V156H206ZM213 157H214V156H213ZM220 157H222V156H220ZM230 157H231V156H230ZM252 157H253V156H252ZM1 158H2V160H1ZM14 158H12V160H13ZM25 158H26V157H25ZM25 158H24V159H25ZM59 158H60V157H58V159H59ZM86 158H83V160L85 159V160H88V161H89V160L91 159V158H90V159H88V158L86 159ZM93 158H92V159H93ZM125 158H126V157H125ZM146 158H147V157H146ZM159 158H160V157H159ZM163 158H164V157H163ZM172 158H173V157H172ZM246 158L248 159V157H246ZM253 158H254V157H253ZM7 159H8V162L10 163L9 160H11V159H10V158H7ZM7 159H5V163L7 162ZM24 159H23V160H24ZM28 159H29V158H28ZM33 159H35V158H33ZM33 159H32V160H33ZM42 159H43V158H42ZM42 159H41V160H42ZM44 159H45V158H44ZM61 159H62V157H61ZM65 159H63V160H65ZM68 159H66V160H68ZM75 159H74V160H75ZM143 159H145V157H144ZM148 159H149V158H148ZM191 159H192V158H191ZM191 159H190V160H191ZM202 159H203V158H202ZM202 159H201V160H202ZM209 159H210V155H209ZM211 159H212V158H211ZM211 159H210V160H211ZM231 159H232V158H231ZM231 159H230V160H231ZM263 159H264V158H263ZM12 160H11V161H12ZM15 160H16V158H15ZM18 160H19V159H18ZM35 160H37V159H35ZM35 160H34V161H35ZM38 160L41 162L40 159H38ZM70 160H72V159H70ZM81 160H82V159H81ZM83 160H82V161H83ZM97 160H98V163H97ZM125 160H126V159H125ZM127 160H128V158H127ZM132 160H133V159H132ZM152 160H155V158L153 159V157H152ZM161 160H162V159H161ZM170 160H171L170 158H166L165 166L170 164ZM186 160H188V159H186ZM213 160H215V159H213ZM233 160H234V159H233ZM260 160H261V159H260ZM26 161H27V158H26V160H24V162H26ZM30 161H31V160H30ZM30 161H27V162L29 163ZM34 161L32 162V164L34 163L33 165H35V163L37 162V161H36V162H34ZM43 161H44V160H43ZM115 161H116V162H115ZM158 161H159V160H158ZM176 161H177V160H176ZM182 161H183V160H182ZM188 161H189V160H188ZM191 161H192V160H191ZM195 161H196V160H195ZM197 161H198V160H197ZM202 161H203V160H202ZM225 161H226V159H225ZM227 161H228V160H227ZM227 161H226V162H227ZM247 161H248V160H247ZM253 161H254V160H253ZM261 161H262V160H261ZM8 162L6 163V165H8ZM12 162H13V161H12ZM44 162H45V161H44ZM64 162H65V161H64ZM70 162H71V161H70ZM70 162H69V163H70ZM72 162H73V160H72ZM76 162H79V163H80L81 161L78 160V161H76ZM76 162H75V164H78V163H76ZM84 162H85V161H84ZM92 162H93V160H92ZM92 162H91V165H92ZM99 162H100V163L102 162V163L100 164ZM114 162H115V163H118V164H115ZM120 162L123 163V160H121ZM124 162H126V161H124ZM139 162H141V161H139ZM150 162H151V159H150ZM160 162H161V161H160ZM173 162H174V161H173ZM185 162H186V161H185ZM211 162H213V161H211ZM214 162H215V161H214ZM229 162H230V161H229ZM229 162H228V163H229ZM232 162H233V161H232ZM257 162H258V160H257ZM257 162H256V163H257ZM263 162H264V161H263ZM2 163H3V161L1 162V166H3ZM28 163H27V164H28ZM122 163H121V164H122ZM126 163H127V162H126ZM126 163H124V164H126ZM187 163H188V162H187ZM187 163H186V164H187ZM208 163H209V162H208ZM236 163H237V162H236ZM247 163H249V162H247ZM256 163H255V164H256ZM25 164H26V163H24V166H27V170H28V167L30 168V166H32L31 162H30V165L28 164L29 166H28V165H25ZM36 164H38V165L40 164V165H41V163H36ZM65 164H67V161L65 162ZM73 164H74V163H73ZM81 164H83V162H82ZM87 164H90V161H89V163H87ZM87 164H86V165H87ZM130 164L132 165L131 162H130ZM136 164H137V163H136ZM136 164H134V166H135ZM146 164H147V163H146ZM146 164H145V165H146ZM150 164H151V163H150ZM172 164H173V163H172ZM191 164H192V163H191ZM204 164H205V163H204ZM222 164H223V163H222ZM224 164H225V163H224ZM229 164H230V163H229ZM231 164H232V163H231ZM255 164H254V165H255ZM261 164H262L263 167H264V164H263V163H261ZM68 165H70V164H68ZM128 165H129V164H128ZM141 165H142V164H141ZM160 165H161V164H160ZM173 165H174V164H173ZM181 165H182V164H181ZM188 165H190V164H188ZM200 165H201V164H200ZM210 165H211V164H210ZM235 165H236V164H235ZM235 165H234V166H235ZM237 165H238V164H237ZM258 165H259V163H258ZM258 165H257V167L260 168L261 165H260V166H258ZM1 166H0V168H2V170H3V167H4V168H5V167H8V166H5V165H4L3 167H1ZM9 166H10V165H9ZM72 166H74V165H72ZM99 166H97V167L99 168ZM122 166H123V165H122ZM124 166H125V165H124ZM126 166H127V165H126ZM134 166H132V167L134 168ZM136 166H137V165H136ZM138 166H139V164H138ZM147 166H149V164H148ZM151 166L154 167V164H152ZM155 166H156V165H155ZM175 166H176V165H175ZM175 166H174V167H175ZM183 166H184V164H183ZM228 166H229V165H228ZM228 166H226V167H228ZM252 166H253V165H252ZM255 166H256V165H255ZM32 167H33V166H32ZM34 167H35V169H37L36 166H34ZM37 167H38V166H37ZM39 167H40V166H39ZM91 167H93V166H88L89 169H90ZM100 167H101V166H100ZM104 167H105V166H104ZM104 167H102V168H104ZM127 167H128V166H127ZM129 167H130V166H129ZM142 167H143V166H142ZM160 167L162 168V166H160ZM163 167H164V166H163ZM176 167H177V166H176ZM190 167H191V166H190ZM192 167H193V166H192ZM209 167H210V166H209ZM211 167H212V166H211ZM211 167H210V168H211ZM222 167H223V165H222ZM224 167H225V166H224ZM230 167H231V166H230ZM235 167L237 168V166H235ZM244 167H245V166H244ZM247 167H248V166H247ZM250 167H251V166H250ZM8 168H10V167H8ZM8 168H7V169H8ZM25 168H26V167H25ZM25 168H24V169H25ZM48 168H50V167H48ZM95 168H96V167H95ZM105 168H106V167H105ZM116 168H117V167H116ZM130 168H131V167H130ZM139 168H140V167H139ZM139 168H138V169H139ZM144 168H145V167H144ZM144 168H143V169H144ZM146 168H147V167H146ZM170 168H171V167H170ZM170 168H169V169H170ZM194 168H195V167H194ZM203 168H204V166H203ZM30 169H31V168H30ZM41 169H42V168H40V169L38 168L39 171H41ZM59 169H61V168H59ZM64 169H65V168H63L62 171H63ZM93 169H94V168H93ZM93 169H92V172H93ZM120 169H121V168H120ZM124 169H125V168H124ZM141 169H142V168H141ZM148 169H149V168H147V171H148ZM153 169H154V168H153ZM153 169H152V170H153ZM156 169H157V168H156ZM172 169H173V168H172ZM172 169H171V170H172ZM177 169H178V168H177ZM179 169H180V168H179ZM207 169H208V168H207ZM232 169H233V168H232ZM243 169H244V168H243ZM243 169H242V170H243ZM245 169H246V168H245ZM251 169H252V168H251ZM263 169H264V168H263ZM263 169H262V167H261V170H260V171H263ZM27 170H25V171H27ZM31 170L33 171V169H31ZM42 170H43V169H42ZM49 170H50V169H49ZM49 170H48V171H49ZM95 170H96V169H95ZM95 170H94V171H95ZM100 170H101V169H100ZM107 170H108V169H106V171H107ZM117 170H118V169H117ZM135 170H136V169H135ZM144 170H146V169H144ZM152 170H151V171H152ZM174 170H175V169H174ZM195 170H196V169H195ZM200 170L202 171L203 169L200 168ZM209 170H210V169H209ZM230 170H231V168L229 169V171H230ZM246 170H247V169H246ZM249 170H250V169H249ZM25 171H24V172H25ZM29 171H30V170H28V172H29ZM35 171H36V170H35ZM45 171H46V170H45ZM60 171H61V170H60ZM83 171H84V170H83ZM86 171H87V169H86ZM89 171H90V170H89ZM97 171H98V170H97ZM97 171H95V172L97 173ZM101 171H102V170H101ZM120 171H122V170H120ZM125 171H126V170H125ZM125 171H124V172H125ZM138 171H139V170H138ZM140 171H143V170H140ZM147 171H146V172H147ZM149 171H150V169H149ZM158 171H159V170H158ZM158 171H157V172H158ZM184 171H185V170H184ZM206 171H207V170H206ZM28 172H25V174L28 175ZM37 172H38V171H37ZM46 172H47V171H46ZM49 172H52V170L49 171ZM49 172H48V174H49ZM99 172H100V171H99ZM99 172H98V173H99ZM104 172H105V171H104ZM104 172H103V173H104ZM114 172H115V171H114ZM146 172H144V174H145ZM160 172H161V169H160ZM191 172H192V171H191ZM209 172H211V171H209ZM237 172H238V171H237ZM1 173H2V172H1ZM31 173H32V172H31ZM39 173H40V172H39ZM93 173H94V172H93ZM96 173H94V175H95ZM98 173H97V174H98ZM100 173H102V172H100ZM108 173H109V172H108ZM115 173H116V172H115ZM115 173H114V174H115ZM134 173H137V171H134ZM139 173H140V172H139ZM150 173H151V172H150ZM165 173H166V172H165ZM178 173H179V172H178ZM181 173H182V172H181ZM192 173H193V172H192ZM202 173H203V172H202ZM204 173H205V171H204ZM206 173L208 174V172H206ZM233 173H234V172H233ZM257 173H258V171H257ZM263 173H264V172H263ZM263 173H262V174H263ZM25 174H24V175H25ZM32 174H33V173H32ZM32 174H31V175H32ZM45 174H46V173H45ZM50 174H51V173H50ZM106 174H107V173L105 172V176H106ZM109 174H110V173H109ZM114 174H113V172H112V175H114ZM125 174H126V173H125ZM130 174H131V173H130ZM130 174H129V175H130ZM184 174H185V173H184ZM195 174H196V173H195ZM235 174H236V172H235ZM241 174H242V172H241ZM245 174H246V173L244 172L243 175H245ZM251 174H252V173H251ZM260 174H261V173L259 172V176H260ZM262 174H261V175H262ZM5 175H8V174H5ZM88 175L90 176V174H88ZM91 175H92V174H91ZM115 175H116V174H115ZM120 175H121V174H120ZM126 175H127V174H126ZM135 175H136V174H135ZM138 175H139V174H138ZM149 175H150V174H149ZM155 175H156V174H155ZM159 175H160V174H159ZM161 175H163V174H161ZM169 175H170V174H169ZM176 175H177V174H176ZM181 175H182V174H181ZM226 175H227V174H226ZM226 175H225V176H226ZM230 175H231V174H230ZM233 175H234V174H233ZM238 175H239V174L237 173L236 176H238ZM256 175H257V174H254L253 177L256 176ZM12 176H13V175H12ZM12 176H11V177H12ZM33 176H34V175H33ZM51 176H52V174H51ZM82 176H83V175H82ZM84 176L86 177L87 175H85V173H84ZM108 176H109V175H107V177H108ZM110 176H111V175H110ZM116 176H117V175H116ZM118 176H119V175H118ZM121 176H122V175H121ZM130 176H131V175H130ZM147 176H148V173H146V177H147ZM157 176H158V175H157ZM163 176H164V175H163ZM163 176H162V177H163ZM236 176H235V177H236ZM2 177H4V175H3ZM2 177H1V175H0V179H1ZM6 177L8 178L9 175L6 176ZM17 177H18V176H17ZM24 177H25V176H24ZM47 177H50V176L47 175ZM91 177H93V176H91ZM97 177H98V176H97ZM97 177H96V178H97ZM101 177H102V176H101ZM101 177H100V179H101ZM103 177H104V175H103ZM112 177H113V176H112ZM134 177H135V176H134ZM136 177H137V176H136ZM136 177H135V179H136ZM139 177H140V176H139ZM139 177H138V178H139ZM141 177H142V176H141ZM150 177H151V176H150ZM158 177H159V176H158ZM164 177H165V176H164ZM203 177H204V176H203ZM249 177H251L250 174H249ZM4 178H5V177H4ZM4 178H3V179H4ZM15 178H16V176H15ZM18 178H20V177H18ZM25 178H26V177H25ZM25 178H24V179H25ZM29 178H30V176H29ZM31 178H32V176H31ZM87 178H88V177H86V178H84V179L87 180ZM89 178H90V177H89ZM110 178H111V177H108V178L106 179V178L104 177V180H103V181H104L105 183H107L106 180H107V181H108V179L111 180ZM126 178H127V176L125 177V179H126ZM129 178H130V177H129ZM155 178H156V177H155ZM226 178H227V177H226ZM242 178H243V177H242ZM257 178H258V177H257ZM3 179H2V180H3ZM9 179H10V181H11V178H10V177H9ZM27 179H28V177H27ZM80 179H81V178H80ZM82 179H83V178H82ZM82 179H81V181H82ZM84 179H83V182L85 181ZM94 179H95V178H94ZM105 179H106V180H105ZM114 179H115V176H114ZM116 179H117V178H116ZM130 179H131V178H130ZM140 179H141V178H140ZM142 179L144 180V178H142ZM151 179H152V178H151ZM176 179H177V178H176ZM232 179H233V178H232ZM236 179H237V178H236ZM245 179H246V176H245ZM253 179H254V178H253ZM260 179H262V177H261ZM2 180H0L1 185L4 184V183L2 182ZM5 180H6V179H5ZM15 180H17V178H16ZM18 180H19L20 182H21V181H22V182H26L25 180H20V179H18ZM50 180H51V179H50ZM92 180H93V179H92ZM95 180H96V179H95ZM97 180H99V178H98ZM131 180H132V179H131ZM148 180H149V179H148ZM148 180H146V183H147ZM154 180H155V179H154ZM158 180H159V179H158ZM161 180H162L163 182H162V185L159 186V189H158V190H155V191H157V192H154V194H153V193L151 192V191H152L151 188H149V189L151 190L150 192H151L153 195L151 194V196L149 197V201H148L147 203L145 202L146 204H148L149 212H151L150 218L147 219V220H149V228H150L151 231H152L150 234H154V233L157 234V233H156V230H157V231L159 232V233H158V234H159L158 237H160V235H161L162 233L160 234V230H161V229H160V230L157 229V227H159V222H160V221L158 222L157 213H158V211H160L159 208L161 207V206H160V203H161L162 198L165 196L166 193H168V191H167V185H168L169 181L172 180V177H170V178H165V179H161ZM202 180H203V179H202ZM224 180H225V179H224ZM249 180H250V179H249ZM257 180H258V179H257ZM8 181H9V180H8ZM19 181H18V182H19ZM27 181H28V180H27ZM51 181H53V180H51ZM58 181H59V180H58ZM58 181H57L56 183H59ZM121 181H122V180H121ZM128 181H129V180H128ZM139 181H140V180H139ZM139 181H138V183H139ZM197 181H198V180H197ZM200 181H201V180H200ZM205 181H206V180H205ZM216 181H217V184L220 183V182L218 183V180H216ZM216 181H215V182H216ZM226 181H227V180H226ZM226 181H225V182H226ZM234 181H236V180H234ZM259 181L262 182L263 180H259ZM5 182H6V181H5ZM16 182H17V181H16ZM20 182H19V184H20ZM22 182H21V183H22ZM31 182H32V180H31ZM31 182H30V183H31ZM53 182L55 183V180H54ZM53 182H52V184H53ZM85 182H86V181H85ZM87 182H88V181H87ZM111 182H112V181H109V184H111ZM114 182H115V180H114ZM117 182H118V181H117ZM117 182H116V186H117ZM123 182H124V180H123ZM135 182H136V181H135ZM141 182L144 183V181H141ZM198 182H199V181H198ZM231 182H232V181H231ZM253 182H254V181H253ZM2 183H3V184H2ZM6 183H7V182H6ZM9 183H10V182H9ZM9 183L6 184V185H7L9 188H10L9 185H12V188H13V184H9ZM11 183H12V182H11ZM27 183H28V182H27ZM34 183H36V186H39V183H38V182H35V181H34ZM34 183L32 182L31 185H34ZM121 183H122V182H121ZM133 183H134V181H133ZM146 183H144V184H146ZM151 183H153V182L151 181ZM154 183H155V182H154ZM175 183H176V181H175ZM229 183H230V182H229ZM14 184H15L16 186L14 185L15 187H14L13 189H16V188H17L16 190H19L20 187H17L19 184H18V183H17L18 185H17L16 183H14ZM28 184H29V183H28ZM37 184H38V185H37ZM41 184H42V183L40 182V185H41ZM49 184H51V183L49 182ZM49 184H48V183H45V186H46V185H49ZM52 184H51V185H52ZM149 184H150V183H149ZM156 184H157V182H156ZM156 184H155V186H156ZM158 184H159V183H158ZM158 184H157V186H158ZM197 184H198V183H197ZM200 184H201V182H200ZM200 184H199V185H200ZM247 184H248V183H247ZM252 184H254V183H252ZM252 184H250V186H251ZM258 184H259V183H258ZM261 184H263V182H262ZM261 184H260V186H262ZM6 185H5V186L3 185V186H4L6 189H8V187H6ZM23 185H26V184H25V183H24V184L22 183V186H23ZM31 185H29V186H31ZM51 185H50V186H51ZM105 185H106V184H105ZM121 185H122V184H121ZM135 185H136V183H135ZM135 185H133L134 188H135ZM138 185H139V184H137V187H138ZM174 185H175V184H174ZM208 185H210V184H208ZM211 185H212V184H211ZM214 185H215V183H214ZM224 185H225V184H224ZM226 185H228L227 182H226ZM226 185H225V186H226ZM231 185H233V184H231ZM243 185H244V183H243ZM254 185H256V181H255V184H254ZM254 185H253V186H254ZM20 186H21V185H20ZM26 186H27V185H26ZM34 186H35V185H34ZM34 186H32V187H34ZM45 186H44V187H45ZM107 186H108V184H107ZM113 186H114V185H113ZM119 186H120V184H118V187H119ZM123 186H126V185H123ZM123 186H122V188H120V190L123 189ZM170 186L173 187V185H170ZM202 186H204V185H202ZM206 186H207V184H206ZM212 186H213V185H212ZM221 186H222V185H221ZM260 186H259V187H260ZM263 186H264V185H263ZM263 186L261 187L262 189H263ZM4 187H3V188L0 187V188H1V189H4ZM32 187H30V188L28 187V188H29L30 190H32ZM39 187H40V186H39ZM42 187H43V185H42ZM108 187H112V186H108ZM108 187H107V188H108ZM126 187H129V185L126 186ZM131 187H132V184H131V186H130L129 188H131ZM141 187H142V185H141ZM141 187L139 186V188H141ZM143 187L146 188L145 186H143ZM147 187H148V186H147ZM152 187H153V186H152ZM219 187H220V186H219ZM223 187H224V186H223ZM227 187H229V186H227ZM236 187H237V186H236ZM244 187H245V186H244ZM259 187H258V188H259ZM18 188H19V189H18ZM21 188H22V187H21ZM40 188H41V187H40ZM46 188H47V187H46ZM113 188H114V187H113ZM134 188H132V189H134ZM155 188H156V187H155ZM203 188H204V187H203ZM207 188H208V187H207ZM232 188H233V187H232ZM239 188H240V187H239ZM247 188H248V187H247ZM256 188H257V186H256ZM258 188H257V189H258ZM6 189H5V190H6ZM34 189H35V188H34ZM37 189H38V188H37ZM37 189H35V190H37ZM42 189H43V188H42ZM42 189H41V190H42ZM116 189H117V188H116ZM116 189H115V191H116ZM146 189H147V188H146ZM152 189H153V188H152ZM156 189H157V188H156ZM198 189H199V188H198ZM200 189H201V188H200ZM208 189H209V188H208ZM241 189H242V187H241ZM244 189H245V188H244ZM253 189H254V187H253ZM9 190H10V189H9ZM11 190H12V189H11ZM22 190H23V189H22ZM24 190H26V187H25ZM108 190H109V189H108ZM111 190H112V189H111ZM111 190H110V191H111ZM123 190H124V189H123ZM134 190H135V189H134ZM141 190H142V189H141ZM153 190H154V189H153ZM169 190H170V189H169ZM206 190H207V189H206ZM218 190H219V188H218ZM221 190H222V189H221ZM227 190H228V189H227ZM229 190H230V189H229ZM229 190H228V191H229ZM232 190H233V189H232ZM235 190H237V189H235ZM238 190H239V189H238ZM242 190H243V189H242ZM249 190H250V188H249ZM0 191H1V190H0ZM32 191L35 192L34 190H32ZM32 191H31V192H32ZM44 191H45V189H44ZM138 191H139V190H138ZM147 191H148V190H147ZM171 191H172V190H171ZM171 191H170V192H171ZM197 191H198V190H197ZM200 191H201V190H200ZM204 191H205V189H204ZM251 191H252V190H251ZM260 191H261V189H260ZM33 192L31 193V195L33 194ZM39 192H40V189H38L37 193H35V194L38 195ZM41 192H42V191H41ZM41 192H40V194H41ZM113 192H114V191H113ZM113 192H111V193H113ZM119 192H120V191H119ZM121 192H122V191H121ZM121 192H120V193H121ZM231 192H232V191H231ZM238 192H239V191H237V193H238ZM244 192H245V191H244ZM254 192H255V191H254ZM28 193H30V192H28ZM42 193H43V192H42ZM235 193H236V192H235ZM242 193H243V192H242ZM247 193H248V192H247ZM0 194H1V193H0ZM107 194H108V192H107ZM115 194H116V193L114 192V195H115ZM143 194H144V193H143ZM143 194H142V196H143ZM168 194H169V193H168ZM182 194H183V193H182ZM229 194H230V193H229ZM239 194H240V193H239ZM256 194H257V193H256ZM256 194H255V195H256ZM260 194H261V193H260ZM260 194H257V195L259 196ZM1 195H2L1 198H3V194H1ZM1 195H0V196H1ZM6 195H7V194H6ZM36 195H35V196H36ZM111 195H112V194H111ZM114 195H112V197H113ZM118 195H119V194H118ZM140 195H141V193H140ZM145 195H146V194H145ZM180 195H181V194H180ZM204 195H205V194H204ZM241 195H242V194H241ZM245 195H246V194H244V196H245ZM247 195H248V194H247ZM32 196H33V195H32ZM41 196H42V195H41ZM108 196H109V194H108ZM146 196H147V195H146ZM169 196H170V195H169ZM200 196H201V195H200ZM209 196H210V195H209ZM212 196H213V195H212ZM232 196H233V195H232ZM237 196H238V195H237ZM250 196H251V195H250ZM258 196H256V198H257ZM110 197H111V196H110ZM115 197H116V196H115ZM147 197H148V196H147ZM172 197H173V196H172ZM174 197H175V196H174ZM183 197H184V195H183ZM201 197H202V196H201ZM205 197H206V195H205ZM240 197H241V196H240ZM116 198L119 199V197H116ZM139 198H140V197H139ZM143 198H144V196H143ZM145 198H146V197H145ZM180 198L182 199V197H180ZM186 198L189 199V197H186ZM202 198H203V197H202ZM210 198H211V197H210ZM247 198H248V197H247ZM251 198H252V197H251ZM256 198H255V199H256ZM259 198H260V197H259ZM4 199H5V198H4ZM4 199H3V200H2V199L0 200V201H4V202H2V203H5V204H3L2 206H4V205H6V207L9 206V205H7V203L5 202ZM34 199H35V198H34ZM114 199H115V198H114ZM117 199L114 200V201H117ZM120 199H121V198H120ZM120 199H119V200H120ZM166 199H167V198H166ZM170 199H172V198L170 197ZM175 199L177 200L176 197H175ZM178 199H179V198H178ZM187 199H186V200H187ZM190 199H191V198H190ZM217 199H220V198H217ZM225 199H227V198H225ZM252 199H254V198H252ZM252 199H251V200H252ZM263 199H264V198H263ZM137 200H138V199H137ZM137 200H136V201H137ZM141 200H143V199H141ZM145 200H146V199H145ZM167 200H168V199H167ZM172 200H173V199H172ZM186 200H185V201H186ZM213 200H214V199H213ZM213 200H211V201H213ZM227 200H228V199H227ZM227 200H226V202H227ZM229 200H230V199H229ZM236 200H237V199H236ZM236 200H235V201H236ZM32 201H34V200L32 199ZM32 201H31V202H32ZM112 201H113V200H110L111 205H112ZM122 201H123V200H122ZM168 201H169V200H168ZM203 201H204V200H203ZM207 201H208V200H207ZM209 201H210V200H209ZM209 201H208V202H209ZM231 201H232V200H231ZM233 201H234V200H233ZM256 201H257V200H256ZM256 201H255V202H256ZM259 201H261V200H259ZM259 201H258V202H259ZM142 202H143V201H142ZM182 202H183V200H182ZM253 202H254V200H253ZM262 202H263V201H262ZM9 203H12V202H9ZM122 203L124 204L125 201L122 202ZM140 203H141V201H140ZM145 203H144L143 205H145ZM163 203H164V202H163ZM166 203H167V202H166ZM172 203H173V202H172ZM176 203H178V202H176ZM183 203H184V202H183ZM185 203H186V202H185ZM188 203H189V202H188ZM194 203H195V202H194ZM229 203H230V202H229ZM229 203H228V204H229ZM115 204H116V203H115ZM179 204H180V202H179ZM191 204H192V203H191ZM204 204H205V203H204ZM207 204H208V203H207ZM209 204H210V202H209ZM216 204H217V203H216ZM216 204H213V205H216ZM219 204H220V203H219ZM219 204H218V205H219ZM263 204H264V203H263ZM109 205H110V204H109ZM116 205H117V204H116ZM124 205H125V204H124ZM139 205H140V204H139ZM183 205H184V204H183ZM183 205H182V206H183ZM185 205H186V204H185ZM233 205H234V204H233ZM10 206H11V204H10ZM12 206H13V205H12ZM137 206H138V205H137ZM137 206H136V207H137ZM141 206H142V205H141ZM187 206H188V205H187ZM234 206H235V205H234ZM237 206H238V204H237ZM255 206H256V205H255ZM13 207H14V208H13ZM13 207H9V210H10V208H13L14 210H15V208H16V210H18V208H19L18 205H17L18 208L15 207V205H14ZM138 207H140V206H138ZM145 207H146V206H145ZM170 207H172V206L170 205ZM170 207H169V208H170ZM179 207H181V206H179ZM202 207L204 208V206H202ZM253 207H254V206H253ZM253 207H252V208H253ZM3 208H4L3 210L6 209L5 207H3ZM7 208H8V207H7ZM20 208H21V207H20ZM20 208H19V210H20ZM121 208H123V207H121ZM167 208H168V207H167ZM169 208H168V209H169ZM173 208H174V207H173ZM177 208H178V207H177ZM181 208H182V207H181ZM185 208H186V207H185ZM200 208H201V207H200ZM205 208H206V207H205ZM205 208H204V213H205ZM215 208H216V206H215L213 209H215ZM218 208H219V207H218ZM228 208H229V207H228ZM21 209H22V208H21ZM124 209H125V206H124ZM132 209H133V207H132ZM134 209H135V208H134ZM136 209H137V208H136ZM138 209H139V208H138ZM162 209H163V208H162ZM162 209H161V210H162ZM182 209H183V208H182ZM254 209H257V208H254ZM254 209H251V210H254ZM263 209H264V208H262V210H263ZM1 210H2V209H0V211H1ZM14 210H11V212L14 211ZM19 210H18V211H19ZM22 210H23V209H22ZM22 210H20V211L22 212ZM139 210H140V209H139ZM183 210H184V209H183ZM183 210H182V212H183ZM228 210H229V209H228ZM233 210H234V209H233ZM7 211H8V210L6 209V214H5V211H3L4 214L2 213V214H3V215L1 214L2 217L0 216V217H1V218H0V228H3V229H1V231H0V239H4V241H2V240L0 241V242H2V244L0 245V249H2V248L4 249V248H7V247H11L12 244H10V243H6V241H7L10 237H12V236H17V235L14 233L15 231L17 232V228H16V225H17V224L15 223V224H16V225H15V224H14L15 220H13L14 217L16 218L17 215H15L16 213L13 214V213H10V212H8V214H7ZM18 211H17V212H18ZM124 211H126V210H124ZM140 211H141V210H140ZM140 211H138V212L141 214ZM162 211H163V210H162ZM178 211H179V208H178ZM180 211H181V210H180ZM214 211H215V210H214ZM254 211H255V210H254ZM254 211H253V212H254ZM260 211H261V210H260ZM260 211H259V213H260ZM15 212H16V211H15ZM23 212H24V211H23ZM41 212H42V211H41ZM41 212H40V214L42 215ZM45 212H46V211H45ZM126 212H129V211H126ZM135 212H136V210H135ZM143 212H144V211H143ZM160 212H161V211H160ZM169 212H170V210H169ZM172 212H174V210H173ZM199 212H200V211H199ZM201 212H202V211H201ZM201 212H200V213H201ZM227 212H228V211H227ZM233 212H234V211H233ZM257 212H258V211H256V213H257ZM262 212H263V211H262ZM262 212H261V214L264 213V212H263V213H262ZM25 213H26V212H25ZM25 213H24V214H25ZM32 213H33V212H32ZM35 213H36V211H35ZM43 213H44V212H43ZM46 213H47L46 216H49V215H48V212H46ZM124 213H125V212H124ZM212 213H214V212H212ZM231 213H232V211H231ZM234 213H235V212H234ZM12 214H13L14 216H13ZM22 214H23V213H21V215H22ZM27 214H28V216H29V213H27ZM44 214H45V213H44ZM44 214H43V215H44ZM129 214H130V212H129ZM136 214H137V213H136ZM174 214H176V212H175ZM202 214H203V213H202ZM202 214H201V215H202ZM214 214H215V213H214ZM21 215H20V217L22 218L23 216H21ZM32 215H34V213H33ZM32 215H31V216H32ZM38 215H39V213H38ZM43 215H42V216H43ZM131 215H132V214H131ZM134 215H135V214H134ZM134 215H133V217H134ZM148 215H149V214H148ZM163 215H164V214H163ZM171 215H172V213H171ZM178 215H179V214H178ZM230 215H231V214H230ZM232 215H233V214H232ZM25 216H26V215H25ZM36 216H37V215H36ZM79 216H81V215H79ZM141 216H142V215H141ZM144 216H145V215H144ZM169 216H170V215H169ZM172 216H173V215H172ZM199 216H200V215H199ZM203 216H204V215H203ZM206 216L209 217L210 215H209V216L206 215ZM215 216H216V215H215ZM215 216L213 215V217H215ZM256 216H257V215H256ZM18 217H19V216H18ZM26 217H27V216H26ZM127 217H128V216H127ZM133 217H132V218H133ZM138 217H139V216H138ZM138 217H136V218H138ZM146 217H147V216H146ZM160 217H161V215H160ZM175 217H176V216H175ZM197 217H198V216H197ZM216 217H217V216H216ZM259 217H260V216H259ZM259 217H258V218H259ZM261 217H262V216H261ZM21 218H20V219H21ZM28 218H29V217H27L26 219H28ZM30 218H31V217H30ZM30 218H29V220H31ZM38 218H39V216H38ZM43 218H45V217H43ZM46 218H48V217H46ZM79 218H80V217H79ZM82 218H84V217H82ZM117 218H118V216H117ZM119 218H120V217H119ZM142 218H143V217H142ZM171 218H172V217H171ZM171 218H169V219H171ZM178 218H179V216H178L176 219H178ZM209 218H210V217H209ZM211 218H212V214H211ZM229 218H230V217H229ZM256 218H257V217H256ZM258 218H257V219H258ZM18 219H19V218H18ZM20 219H19V220H20ZM32 219H33V218H32ZM34 219H35V217H34ZM36 219H37V218H36ZM39 219H40V218H39ZM108 219H109V218H108ZM108 219H107V220H108ZM126 219H127V218H126ZM165 219H166V218H165ZM196 219H198V218H196ZM259 219H260V218H259ZM259 219H258V220H259ZM263 219H264V218H263ZM11 220H12V222H13V221H14V222L11 223ZM19 220H18V221H19ZM40 220H41V219H40ZM79 220L82 221L81 218H80ZM79 220H78V222H79ZM115 220H116V219H115ZM129 220H130V219H129ZM138 220H139V219H138ZM160 220H161V219H160ZM163 220H164V219H163ZM208 220H209V219H208ZM211 220H212V219H211ZM214 220H215V219H214ZM214 220H213V221H214ZM18 221L16 220V222H18ZM34 221H35V220H34ZM75 221H77V220H75ZM75 221H74V222H75ZM85 221H86V220H85ZM109 221H111V218H110V220H108V222H109ZM116 221H117V220H116ZM122 221H123V220H122ZM126 221H127V220H125V222H126ZM173 221H174V220H173ZM175 221H177V220H175ZM199 221H200V219H199ZM260 221H262V220H260ZM25 222H26V220H25ZM25 222H24V218H23V220L21 221V224L23 225V223H25ZM27 222H28V220H27ZM27 222H26V223H27ZM31 222H32V220L30 221V223H31ZM36 222H37V221H36ZM118 222H119V221H118ZM118 222H117V223H118ZM139 222H140V221H139ZM142 222H143V221H142ZM144 222H145V221H144ZM167 222L170 223V222H172V221H169V220H168ZM177 222H178V221H177ZM177 222H176V224H177ZM193 222H194V220H193ZM214 222H215V221H214ZM262 222H263V221H262ZM18 223H20V222H18ZM26 223H25V224H26ZM32 223H33V222H32ZM32 223H31V224H32ZM38 223H39V221H38L37 223H33L32 225H35V224H38ZM79 223H80V222H79ZM79 223H77V224H79ZM81 223H82V222H81ZM119 223H120V222H119ZM119 223H118V224H119ZM161 223H163V225H164V222H161ZM169 223H168V224H169ZM172 223H173V222H172ZM178 223H179V222H178ZM201 223H202V222H201ZM204 223H205V221H204ZM228 223H229V222H228ZM21 224H20V225H21ZM31 224H29V225H31ZM74 224H76V223H74ZM111 224H113V223H111ZM120 224H121V223H120ZM128 224H129V223H128ZM128 224H125L124 226H126V225H128ZM135 224H136V222H135ZM168 224H167V225H168ZM176 224H175V226H179V225H176ZM194 224H196V223H194ZM197 224H199V222H198ZM214 224H216V222H215ZM218 224H219V223H218ZM260 224H261V223H260ZM262 224H263V223H262ZM20 225H18V226H20ZM109 225H110V222H109ZM109 225H108V226H109ZM132 225H133V224H132ZM138 225H140V224H137V226H138ZM169 225L173 226V224H169ZM209 225H210V224H209ZM222 225H223V224H222ZM225 225H226V224H225ZM229 225H230V224H229ZM110 226H111V225H110ZM129 226H130V225H129ZM133 226H134V225H133ZM137 226H135L134 228H136ZM142 226H143V225H142ZM142 226H141V227H142ZM171 226H170V227H171ZM205 226H206V224H205ZM207 226H208V225H207ZM219 226H220V224H219ZM235 226H236V225H235ZM235 226H234V227H235ZM144 227H145V225H144ZM173 227H174V226H173ZM208 227H209V226H208ZM210 227H211V226H210ZM214 227H215V226H214ZM216 227H217V225H216ZM226 227H227V226H226ZM232 227H233V226H232ZM127 228H128V227H127ZM137 228H138V227H137ZM139 228H140V227H139ZM163 228H164V227H163ZM163 228H162V230H163ZM167 228H168V227H167ZM178 228H179V227H178ZM194 228H195V227H194ZM229 228H231V227L229 226ZM235 228H236V227H235ZM142 229H143V228H142ZM169 229H170V228H169ZM213 229H214V228H213ZM218 229H219V228H218ZM231 229H233V228H231ZM110 230H111V229H110ZM146 230H147V229H146ZM148 230H149V229H148ZM162 230H161V231H162ZM165 230H166V229H165ZM167 230H168V229H167ZM172 230H175V227H174V229L172 228V229H170V231H169V230H168V231L171 232ZM179 230H180V229H179ZM179 230H177V231H179ZM216 230H217V229L215 228V231H216ZM226 230H228V229H226ZM233 230L235 231V229H233ZM233 230H232V231H233ZM139 231H140V230H139ZM139 231H137V232H139ZM175 231H176V230H175ZM217 231H219V230H217ZM229 231H231V230H229ZM128 232H130V231H128ZM164 232H165V231H164ZM169 232H168V233H169ZM173 232H174V231H173ZM173 232H172V233H173ZM126 233H127V232H126ZM147 233H148V232H147ZM168 233H167V234H168ZM172 233H170V235H171ZM174 233H175V232H174ZM177 233H179V232H177ZM220 233H221V232H220ZM220 233H219V234H220ZM225 233H226V231H225ZM227 233H228V231H227ZM144 234H145V233H144ZM155 234L153 235V237L155 236ZM228 234H229V233H228ZM133 235H134V234H133ZM142 235H143V234H142ZM162 235H163V234H162ZM162 235H161V237H160V238H161V241L158 240V241H159V242H158V241L155 239V237H154L155 240L153 239V242L151 241V242H150L151 244H149V246H150L152 249H151V250L149 249V250H148V253H150V258H151L152 260L155 259L156 256H159V255L161 256L162 259H165V256H167V255H166V252H165V249H164L165 246H164V244L162 245V243H164V241L162 240V239H163V238H162ZM177 235H178V234H177ZM179 235H180V234H179ZM179 235H178V236H179ZM79 236H80V235H79ZM79 236H78V237H79ZM129 236H130V235H129ZM138 236H139V234H138L136 237H138ZM150 236H151V235H150ZM156 236H157V235H156ZM168 236H169V235H168ZM125 237H126V236H125ZM132 237H133V236H132ZM136 237H135V238H136ZM140 237H141V234H140ZM163 237L166 238V235L164 234ZM170 237H171V236H170ZM170 237H169V238H170ZM179 237H180V236H179ZM143 238H145V237H143ZM160 238H158V239H160ZM167 238H168V237H167ZM171 238H173V237H171ZM175 238H176V237H175ZM233 238H235V237H233ZM233 238H232V239H233ZM78 239H80V238H78ZM127 239H128V238H127ZM137 239H138V238H137ZM146 239H149V238L146 237ZM151 239H152V237H151ZM151 239H150V240H151ZM173 239H174V238H173ZM232 239H231V240H232ZM5 240H6V241H5ZM174 240H175V239H174ZM174 240H173V241H174ZM178 240H179V239H178ZM229 240H230V239H229ZM231 240H230V241H231ZM233 240H234V239H233ZM127 241H128V240H127ZM235 241H236V240H235ZM243 241H245V240H243ZM129 242H130V241H129ZM132 242L134 243V239H133ZM136 242H137V240H136ZM141 242H142V241H141ZM144 242H145V241H144ZM165 242H166V239H165ZM176 242H177V241H176ZM138 243H139V241H138ZM138 243H137V246H139ZM147 243H149L148 240H147ZM147 243L145 244V246L148 245ZM152 243H153V244H152ZM156 243L159 244V245H160V243H161V248L163 247V250H161V253L158 252V255H156V253L153 254L154 251L156 250V247H155V246H158V247H159V245H157ZM166 243L170 244L169 241H167ZM172 243H173V242H172ZM174 243H175V242H174ZM178 243H179V242H178ZM239 243H241V242H239ZM244 243H245V242H244ZM244 243H243V244H244ZM140 244H142V243H140ZM154 244H156V245H154ZM168 244H167V246H168ZM76 245H78V244H76ZM81 245H82V244H81ZM81 245H80V246H81ZM86 245H87V244H86ZM94 245H95V244H94ZM131 245H132V247H133V245H135V243H134V244H131ZM131 245H130V247H131ZM153 245H154V246H153ZM175 245H177V244H175ZM78 246H79V245H78ZM82 246H83V245H82ZM84 246H85V245H84ZM84 246H83V247H80V250H81V248H84ZM92 246H93V245H92ZM92 246H91V247H92ZM126 246H127V244H126ZM169 246H170V245H169ZM169 246H168V247H169ZM75 247H77V246H75ZM85 247H86V246H85ZM128 247H129V246H128ZM135 247H136V246H135ZM146 247H148V246H146ZM96 248H97V247H96ZM144 248H145V247H144ZM74 249H75V248H74ZM77 249L79 250V247H77ZM88 249L90 250V248H88ZM93 249H94V248H93ZM97 249H98V248H97ZM170 249H171V251H172V248H171V247H170ZM174 249H175V248H174ZM78 250H77V251H78ZM83 250H85V249H83ZM86 250H87V249H86ZM89 250H88V251H89ZM95 250H96V249H95ZM159 250H160V249H159ZM176 250H177V249H176ZM176 250H175V252H177V254H178V250H177V251H176ZM1 251H3V250H1ZM74 251H75V250H73V253H74ZM92 251H93V250H92ZM96 251H97V250H96ZM171 251L169 252V250H168L169 253H171ZM179 251H180V250H179ZM75 252H76V251H75ZM78 252L81 253L82 251H78ZM151 252H152V253H151ZM155 252H157V251H155ZM168 252H167V253H168ZM173 252H174V251H172V256L174 255ZM86 253H87V252H86ZM94 253H96V252H93V255H94ZM148 253H145V255H148ZM169 253H168V255H169ZM179 253H180V252H179ZM175 254H176V253H175ZM2 255H3V254H2ZM2 255H0V259L3 258V257L1 258ZM75 255L77 256V252L75 253ZM82 255H84V252H82ZM145 255H144V256H145ZM4 256H5V255H4ZM76 256H75V259H76V258L78 259L79 257H78V256L76 257ZM86 256H87V255H86ZM95 256H96V255H95ZM144 256H143V257H144ZM174 256H175V255H174ZM174 256H173V258H174ZM227 256H228V255H227ZM229 256H230V255H229ZM233 256H234V255H233ZM73 257H74V256H73ZM89 257H90V255H89ZM143 257H142V258H143ZM148 257H149V256H147V257L145 256V257H144V260H145V258H148ZM80 258H81V257H80ZM80 258H79V260H81ZM82 258H84V257L82 256ZM91 258H93V257H91ZM94 258H95V257H94ZM158 258H159V257H158ZM77 259H76V260H77ZM87 259H88V258H87ZM151 259H150V260H151ZM159 259H160V258H159ZM168 259H169V257H168ZM174 259H175V258H174ZM82 260H84V259H82ZM90 260H91V259H89V261L87 260V262H90L89 264H91V263H92V264H96V263L98 262V261H97L96 263H94L93 260H92V261H90ZM96 260H97V259H96ZM135 260H137V258H136ZM138 260H139V259H138ZM150 260H149V261H150ZM160 260H161V259H160ZM160 260H159V263L161 264V262H163V260H162L161 262H160ZM165 260H166V259H165ZM172 260H173V259H171V261H172ZM180 260H181V259H180ZM0 261H1V260H0ZM111 261H112V260H111ZM149 261H148V262H149ZM182 261H184V260H182ZM182 261H181V262H182ZM73 262H74V260H73ZM81 262H82V261H81ZM84 262H85V261H84ZM100 262H101V261H100ZM106 262H107V261H106ZM106 262H105V264H108V263H109V262H108V263H106ZM142 262H143V261H142ZM145 262H147V261L145 260ZM151 262H152V261H151ZM151 262H150V263H151ZM153 262H154V261H153ZM153 262H152V263H153ZM165 262H166V261H165ZM173 262H175V261H173ZM173 262H171V263H173ZM187 262H188V261H186V263H187ZM75 263H78V262H75ZM98 263H99V262H98ZM102 263L104 264V262H102ZM134 263H135V262H134ZM134 263H133V264H134ZM138 263H139V261H138ZM152 263H151V264H152ZM178 263H179V261H178ZM73 264H74V263H73ZM80 264H83V263H80ZM84 264H88V263H84ZM99 264H101V263H99ZM112 264H113V263H112ZM146 264H147V263H146ZM156 264H157V263H156ZM163 264H165V263H163ZM169 264H170V263H169ZM184 264H185V263H184ZM188 264H189V263H188ZM191 264H193V262H192Z\"/></svg>",
  "mask_w": 264,
  "mask_h": 264
}]
</instances>
